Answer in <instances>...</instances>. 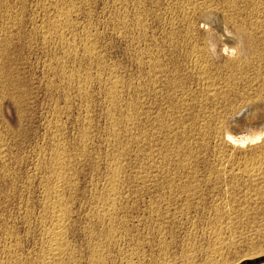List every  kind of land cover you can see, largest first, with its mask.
Masks as SVG:
<instances>
[{
  "label": "rangeland",
  "instance_id": "374dc122",
  "mask_svg": "<svg viewBox=\"0 0 264 264\" xmlns=\"http://www.w3.org/2000/svg\"><path fill=\"white\" fill-rule=\"evenodd\" d=\"M1 1L2 0H0V2ZM4 1H2L3 3L1 2L2 5L0 4V29H2L0 32V36L3 34L0 38V39H2V40H0V50H1L0 51V59H1L0 60V79H1L0 80V89H1L0 90V93H1L0 94V157H1L0 158V264H56L58 261H60V262H58V264L59 263L65 264L66 259L69 261L74 256H75L74 259L69 261L70 263L67 262V260H66V263H68V264H264V193H263L264 192V189H263L264 188V181H263L264 180V169H263L264 168V155L259 156L258 152L261 151V149L257 150V149H259L260 145H262V144L260 143V144L254 145L253 147L250 145L249 146L246 145L245 147H242V148L241 147L239 148L237 146H235V148H234V146H231V145H229L231 147H229V146L223 147V145L220 144V142L215 138L213 132H210L213 128L212 126H215V123H216L212 120V118L213 119L215 118V114H214L212 108L209 106L212 104V102L208 99H207V101H205L206 98L201 97L200 85L197 84L196 81H194L195 79L191 78L193 80L192 81V80H190V77L187 76L189 74L188 71L187 72L185 71L186 70L185 67H187L186 66L187 64L182 61L183 57H184V52L181 51V53H180L178 51L179 54H176V53H178L177 51L175 53L174 52L171 53L172 52L170 49L171 45L166 47V45H168V43H170V42H168V36L171 34L170 33L171 31H173V33L177 31V33L174 35L175 37H178V38H175L177 43H178V41L182 43V41H180V39H182V38H183L182 39L183 41L185 40V38L187 39V34H185L188 32L187 26L183 25L182 21H184L189 16H193V19L196 22L195 27H197V28L193 27V28H195V33H192V36H193V38L194 37L196 38V39L192 38V40H194L193 42H195V41L197 43L200 42L199 43L200 45H203V44L207 45L208 44L207 47L209 49L210 55L211 56H215L214 54L219 55L222 53L223 46H222V43L220 42V40L218 38V35L215 33V31L213 30L212 27H208L206 29V27H202V26H200V24H198V23H200L199 20L201 19V16H202V12H201L202 7L204 5H207V3H208V5H211V4L213 6L215 5V7L221 6L220 9L218 7H217V9L220 10V13L223 10L225 12V15H227V13H229V10H230L229 9L230 6H228V5L233 4V2H234V4L237 6V9L240 11L239 15H243V12H244L243 16H246V18L249 17L250 15H253L251 17H256V16L264 17V15H261V14H264V0H259L262 4L258 0H252V2H251V0H249V1L245 0V1H247L246 2L247 4L244 2V0H239V3L237 2L238 0L237 1L236 0H225V1L224 0H217V1L212 0V2H211V0H123V1L122 0H73V1L68 0L69 2L67 0H61L64 3H62L60 0H54L55 1L54 3L56 4L57 9L59 8V10H61V11H64V9H65V11H67L66 13L70 16V18H72V19H70V21H72V22L69 21L72 26L69 24V29L67 27L64 29L65 26L63 24L62 27L58 28V32L57 31H56L57 33L55 32L56 37L53 36V34H54V32H53L52 36L50 35L51 38L47 37L46 39L38 31H39V27H41L43 25V21L45 20L47 15L54 13V10L52 9V7H50L48 4H46V3H48L49 0H44L46 2H44L43 0H6L7 3L6 2L5 3L7 4V6H6V4H4ZM19 1H20V3H19ZM41 1L44 3H42ZM219 1H220V4H218ZM255 1H256V3H255ZM39 2H40V4H39ZM76 2H77V5H76ZM248 2L249 3L251 2L250 4H252L254 2L255 4H257V6L253 3L252 5H250L251 7H249ZM21 3H23V4L21 5ZM58 3L60 4V7L58 6L59 5ZM225 3L226 4L228 3L227 4L228 7L226 6ZM202 4H204V5H202ZM39 5H41V6L38 7ZM72 5H73V7H72ZM244 5H245V7L243 8ZM2 6L8 7V9L5 8V9H7V10H5ZM22 6H23V8H22ZM74 6H75V8H74ZM260 6H261V8H260ZM12 7H13V9H12ZM70 7H72V8H70ZM223 7H226V8H223ZM17 8H19L18 9L19 11L17 10ZM42 8H44V10ZM194 8L196 10H194ZM258 8H260L261 11ZM9 9H10V11H9ZM22 9H23L24 13L22 12ZM68 9H70V10H68ZM72 9H73V11H72ZM188 9H189V14H187ZM190 9L191 10L193 9L194 11L193 10L191 11ZM16 10L18 11L19 14H16L17 13ZM249 10H250V12H249ZM15 11H16V13H13ZM46 11H47V13L48 12L49 13L47 14ZM76 11H77V13H76ZM258 11H260L259 14H258ZM11 12L14 16L16 14V16L14 17L11 14ZM124 12H126V13H124ZM224 12H223V14H224ZM261 12H263V13H261ZM4 13L6 16H4ZM200 13H201V15H200ZM186 14H187V16H186ZM248 14H250V15H248ZM9 16H10V18L8 19ZM18 16H19V18H18ZM199 17H200V19H199ZM16 18H18V20ZM4 19H7V21ZM22 19H23V23H22ZM19 20L21 21V23L23 25L19 24L20 23ZM30 20H31V23H29ZM33 20H34V23H36L37 25H34ZM38 20L40 23L36 22ZM179 20L180 21L182 20V21L180 22ZM10 21H12L13 23ZM139 21H140V24H138ZM174 21L176 24L175 23L172 24ZM179 22H180V25H179ZM16 23H18L21 26V28H18L19 30L17 29V31L15 29L18 27V25ZM24 24H25V26H24ZM4 25H6V27ZM173 25H175V27ZM7 26H10V29ZM31 26L34 27V29H35V27H36V29L38 28V30L35 29V31H37L36 34H35L34 29L31 28ZM140 26H141V28H140ZM170 26H172L171 27L172 30L170 29ZM182 26L184 28H182ZM22 27L24 29L25 28L26 29L24 30ZM29 27H30V29H29ZM3 28L5 30L8 29L7 32L5 30H3ZM193 28L191 30H194ZM22 29L25 31V33L27 32L26 34L28 36L25 33H22V32H24ZM70 29H71V31H69ZM175 29H176V31H175ZM186 30H187V32H186ZM4 31H5V34H4ZM11 31L12 32L15 31V33L14 32L12 33ZM32 31H34V32H32ZM84 32H86V33L84 34ZM181 32H183V34L185 36H182L180 38V36L183 35ZM58 33H59V35L61 34L60 37L57 35ZM62 33H63V37H61ZM168 33H170V34L168 35ZM178 33H180V35H178ZM22 34H24V37ZM33 34H35V35H33ZM39 34L42 37H40ZM86 34L87 35L90 34V36L88 37ZM176 35H178V36H176ZM6 36H9V38H7ZM15 36H17L20 39H18ZM29 36H32L31 41H29L31 38ZM34 36H37L36 37L37 40L33 39ZM57 36L61 41L57 38ZM84 36H87V37H84ZM3 38L5 39V41L3 40ZM6 38H7V40L9 39V41H12V40L13 41L10 43L6 40ZM13 38H15V40L17 39L18 41L16 40V42H15ZM24 38H25V40L23 41L22 39H24ZM26 38H28V39H26ZM38 38H40V39L38 40ZM42 38L44 40H42ZM48 38L52 41L51 42L52 45L50 44V42H49L50 40ZM64 38L65 39L67 38V39L64 41ZM85 38H86V40H85ZM199 38L201 41L199 40ZM10 39H12V40H10ZM47 39H48V41H46ZM52 39L54 41L55 40L56 41L54 42ZM87 39H88V45H87ZM89 39L90 40L92 39V40L89 41ZM21 40L23 42L26 41L25 45L27 44L28 47H29V45H31L30 48H27V49L24 48L25 45L23 47L24 43L22 44ZM3 41L6 44H4ZM27 41H29V42L27 43ZM32 41H35V43ZM63 41H64V43H61ZM69 41H71V42L73 41L72 45L73 44L75 45V50L72 51L66 47V44L69 43ZM83 41L86 42L85 44H86L88 49L86 48L85 44L82 43ZM92 41H93V45H92ZM13 42H15V43H13ZM18 42H20L18 44V46L20 48L16 45ZM40 42H42V43L40 44ZM53 42H54V45L56 46L54 48H53ZM56 42L58 43V46L56 45ZM163 42L165 44L162 45ZM1 43H3L2 44L3 46H1ZM44 43H45V48H44V45H42ZM48 43L52 47L48 46ZM213 43L215 45H217L215 50H212L213 48L211 47V44H213ZM10 44H11V46H9ZM14 44H15V46H13ZM64 44H65V48H64ZM69 44H71V43H69ZM27 45H26V47H27ZM61 45L63 46V48ZM89 45H90V47H88ZM4 46L7 48H4ZM59 46H61V47H59ZM161 46H163V47H161ZM164 46L167 48V50L165 49ZM1 47L4 48L3 49L4 51L1 49ZM57 47H58V49H57ZM76 47H79V48H76ZM157 47L160 50H158ZM21 48H23L24 50ZM161 49L163 52H161ZM9 50H11V51H9ZM14 50H16V51H14ZM5 51L7 52V54L9 53V57ZM88 51L94 52V55L97 57H95L94 55L90 56V54H88L89 53ZM164 51H165V53H164ZM168 51H170L169 52L170 55L167 54ZM1 52H2V54H1ZM68 52H71V53L68 54ZM158 52L160 53V55H162V54L163 55L160 56ZM96 53H98V54L96 55ZM155 54L159 56V59L161 58L160 61L162 63L165 62V63H167V65L169 62H172L174 57L177 59L178 58L180 59V60L178 59L180 61V64L183 63V65L181 64L182 66H180V67H183L185 69L182 70L183 68L180 69L178 67L179 71H176L177 73L176 72L173 73V75L175 74L174 76H176V77L178 76L177 78H180V79L184 78V76H186L184 79V82L181 84L182 86H180V88H178V91H177V89L172 90L168 86V84L166 82V78H164V81H163L162 80L163 77H160V75H158L156 77L154 76L156 74L154 73V71H152V68L150 65L151 64L150 59H152V56ZM72 55H73V57H72ZM86 55H88V56H86ZM173 55H175V56H173ZM177 55H178V57H177ZM1 56H2V58H1ZM75 56H76V58H74ZM181 56H182V58H181ZM84 57L87 59H85ZM91 57L93 58L92 60H91ZM94 57L96 58V60H98V62L96 60H95L96 62L94 61V59H95ZM3 58H6V59H3ZM164 58H165V60H164ZM166 58L169 60H167ZM59 60H60V62H59ZM89 60H91V61L89 62ZM162 60H164V62ZM7 61H10L9 64ZM142 61H144V63H142ZM227 61H228V57H227V55H224V54H221V58L217 59V61H216V65L219 66V69L214 70V73H215V76L217 75L216 78L218 79V81L220 83L224 82V78L226 79V77L228 78L229 76L232 77L230 75L229 70H227V68L225 67V64L227 63ZM63 62L67 68L64 67ZM99 62H100V65H99ZM55 63H57V65L59 64L58 66L60 68ZM137 63H139V65ZM141 64H142V66H141ZM184 64H186V65H184ZM4 65L6 67H4ZM144 67H146V68H144ZM1 68H5V69H1ZM7 68H8V70L10 69L9 71H11L12 74L8 70H6ZM2 70L4 71V73H6V71H8L7 73H9V74L6 73L8 76L6 74H5L6 75L5 76L3 74ZM85 70L87 71V74H86ZM150 70H151V72H150ZM181 70L183 72H181ZM90 71H91V73H90ZM67 72H69L70 74ZM142 72H144V73H142ZM184 72H186V73H184ZM74 73H75L76 77L74 76ZM149 73H151L152 75ZM63 74L65 76H63ZM85 74L90 75V76H88L89 78L87 76H84V78L87 77L84 79L83 75H85ZM245 74L249 75V76H245V77H247L246 79L249 80V79H251L249 77H252L254 72H252V69H247ZM1 75H3L2 78H1ZM11 75H12L13 79H12ZM149 75H150V77H149ZM167 75L171 76L170 79L172 78L171 73L166 74V76ZM262 75L264 76L263 73H262ZM4 76L7 77V78H5L6 80L3 78ZM263 76H262V78H263ZM9 77H10V79H9ZM60 77H61V80L63 79L62 81H60ZM144 77H146L147 79ZM237 77H238V79H237ZM237 77H235V82H234L235 88L229 87V89H227L228 90V92H227L228 96L226 97L227 99L224 98V100L222 99V101H221L222 104H220V106H223V110H225V108H224L225 106H232L234 108H235V106L240 107V106H238V103L243 102L242 100H243V98H246V96H247V98H250V96H252V98H254L253 100L259 99V97H262L261 99H264V96H263L264 95V91H263L264 90V88H263L264 87L263 86L264 78H263V80L262 79L260 80V81H262V83L260 81L258 83V81H257L256 82L257 84H255V82H254L255 87H254V85H252L251 86L252 88H251V87H249L250 84L248 86H246L247 85L246 80H244L243 78H240V76H237ZM68 78H69V80H68ZM3 79L5 82L2 81ZM82 79H83V82H81ZM87 79H90V80L88 81ZM7 80H9V81H7ZM10 80H11V82H10ZM160 80H162V82H164L165 84L163 83V85L162 84L160 85V83H161V82L159 83ZM186 80L191 81L192 84ZM6 81L10 82V84L7 85ZM67 81L68 82L70 81L69 82L70 84ZM111 81L112 82L114 81L115 84L112 83ZM80 82L82 84H80ZM146 82L149 86L145 85ZM151 82H153V83H151ZM154 82L155 83L158 82V84L157 83L155 84ZM240 82H241V84H240ZM13 83L15 85H13ZM112 84L114 87L112 86ZM184 84H185V87H184ZM189 84H190V86H189ZM221 84H223V83H221ZM80 85H82V86H80ZM88 85H89V87H88ZM138 85H139V87H138ZM153 85H154V87H153ZM261 85H262V88H261ZM12 86H13V89L8 88V87H12ZM110 86L112 89L109 88ZM135 86H136V89H135ZM160 86H162V87L164 86V87L162 88ZM186 86L187 87L189 86L188 87L189 90L187 89ZM192 86L194 88H191ZM224 86L226 87L225 84H224ZM258 86H260V87H258ZM143 87L145 89H147V91ZM147 87H150V88L148 89ZM151 87L153 89H151ZM158 87H160L161 90L163 89V91L164 90L166 91V92L164 91L165 93L162 91L164 93V96L166 95L165 96L166 98L163 96V93L161 94V90H159ZM181 87L183 89L185 88L183 91L188 90L187 91L188 93L182 92ZM247 87L249 90L247 89ZM256 87H257V89H256ZM156 89H158V90L156 91ZM169 89H171V90H169ZM179 89H181V93L183 95L179 94V92H180ZM194 89L196 91H194ZM10 90L13 91L12 92L13 96L11 95ZM106 90L108 91L107 94L105 92ZM134 90H136V91H134ZM148 90H149V92H148ZM150 90H152L153 93L156 92L154 94V96H152L153 93L150 92ZM254 90H255V92H254ZM6 91H8L9 93ZM83 91H85V94ZM110 91H114L115 96L114 95L113 96L108 95ZM192 91H194V92H192ZM245 91L247 92L246 96L244 95V94H246ZM260 91H262L263 93H261ZM169 92H171L170 95H169ZM137 93L138 94L140 93V94L138 95ZM260 93L262 94V96ZM104 94L107 95V98L105 97ZM171 94H173V95L171 96ZM174 94L176 95V97H174L175 96ZM177 94H179V95H177ZM185 94H189V95H185ZM254 94L257 96L255 97ZM117 95H118V97H117ZM140 95H142V98L140 97ZM181 95L183 97L188 96V98L185 97L186 98L185 99ZM238 95H241V96H239V97H241L240 99H239ZM156 96L157 97L162 96L160 98V101H159V98L157 99ZM189 96H190V98H189ZM195 96L197 99L195 98ZM150 97H152V98H150ZM200 97H201V99H200ZM162 98H163V100H162ZM173 98H174V100L172 101ZM176 98L178 100H176ZM252 98H250V99H252ZM107 99H108V101H107ZM115 99L118 100V102ZM136 100H137V102H136ZM166 100H167V102L163 103ZM168 100L170 103H168ZM183 100L185 101V103ZM192 100H194V102ZM154 101L157 102L158 104L155 103ZM177 101H180V102H177ZM199 101H200L201 105H199V103H198ZM208 101L211 103H209ZM15 102L16 103L19 102L18 103L19 106H18V104L16 105ZM107 102L108 103L110 102V103L108 104ZM159 102L161 105H159ZM203 102H204V104H203ZM207 102L209 104L208 106L206 104ZM134 103H137V104L140 103V104L135 106ZM141 103H142V105L144 104V108L141 105ZM179 103H182V104H180V105H182L181 107H180V105H178ZM191 103L192 104L194 103L195 107L194 106L192 107ZM196 103L198 104L197 106H196ZM163 104L164 105L166 104L165 108H162V106H164ZM183 104H185V105L183 106ZM108 105H110L111 107H109ZM173 105H175V107ZM187 105H191L190 107H192V108L189 109V106H187ZM137 106L142 107V108H140L141 111L143 109H145V107L146 108L148 107V108H147V110H143L141 113L137 114L136 113V109H137L136 107ZM169 106L171 109H169ZM171 106L175 109V111ZM200 106L202 108H200ZM182 107H184V108L187 107L190 110V112H189V110H187V108L184 109ZM207 107H208V111H207ZM110 108H112V111L114 113L110 112L111 111ZM116 108H118V109H116ZM158 108H162V109H158ZM166 108H168L167 109L168 113H167V111L165 112ZM203 108H204V110H202ZM114 109H116V111ZM154 109H155V112H153ZM178 109L181 111L179 112ZM170 110L174 111L175 113L173 114V112ZM182 110H183V112H184V110H186L187 112L185 111L183 113ZM211 110H212V112H211ZM150 111L153 112V114L150 113ZM161 111H163L164 114H161L162 113ZM158 112H160V113H158ZM178 112H179V114H178ZM188 112H189V114H188ZM223 112H225V111H223ZM211 113H212V115H211ZM113 114L114 115L116 114L115 120L117 123L122 121V123H119V126H117V123H115V121H113V119H114V118H112V117H114ZM132 114L134 115V118H133ZM140 114L144 115V116H141L142 118L143 117L147 118L146 116L149 114V116L147 118L148 120L147 119L144 120V119L140 118L139 117ZM154 114H157L158 116L157 115L154 116ZM175 114L177 116H175ZM200 114L202 115V117L200 116ZM107 115H108V117H107ZM128 115H129V117L132 116V117H130L131 122L136 124L137 127L136 126H134L135 128L132 127L133 124L129 121L130 119L128 121L126 120V119H128V117H127ZM161 115L163 117L168 118V120L166 118L163 119V117L161 118ZM181 115H182V117H181ZM223 115H224V113H223ZM116 116H118V117H116ZM135 116L140 118L141 122H139L140 119L138 120ZM154 117L155 118L159 117L161 119L158 118L159 120L158 119L154 120ZM169 117L172 119V121ZM180 117L182 119H180ZM210 117H211V119H210ZM118 120H120V121L118 122ZM132 120L135 122H133ZM156 120H158V121H156ZM161 120L164 122L162 123ZM180 120H183L184 122L180 121ZM87 121H89L90 123L89 122L87 123ZM144 121H146L147 123H150V125L147 127L146 122L144 123ZM153 121L154 122L156 121V123H158V124L160 121L161 122L158 126H156L157 124H155ZM179 121H180V123H177ZM165 122H167L168 124H166ZM172 122H173V125H171ZM140 123H142L141 126H140ZM169 123L171 126L169 125ZM57 124L58 125L60 124V126H57ZM110 124H112V125H110ZM129 124H131L130 128H129ZM176 124H177V126H176ZM178 124L179 125L181 124L180 125L181 127ZM90 125H91V127H89ZM144 125H145V127L142 128V126H144ZM182 125L183 126L185 125V126L182 127ZM54 126L57 127L58 130ZM85 126L88 129H86ZM124 126H125V130L123 128ZM163 126H165V127H163ZM174 126L176 127V128H174L175 130L173 129ZM206 126H207V128H206ZM111 127H113L114 130ZM116 127L119 129H117ZM158 127H160V128H158ZM210 127H212V128H210ZM131 128L132 129L134 128L132 131L133 133L131 134L133 137L128 135V133H131V132H129L132 130ZM169 128H171V129H169ZM180 128L182 130L181 132H179ZM135 129L137 131H135ZM141 129L143 131V136L141 135V137H142V139H144V140H142L144 142L142 145H137L138 143L137 142L135 143L136 139L138 138L136 136V134L137 135L140 134L142 131H139V130H141ZM164 129H167V130H165V132H164ZM202 129L205 131H203ZM83 130H84V132H83ZM148 130L149 131L153 130L155 132H149ZM177 130H179V131H177ZM88 131L90 134L88 133ZM114 131H115V134H113ZM126 131L128 133H126ZM144 131H145V133L149 132L146 135L148 137L145 136ZM156 131L159 133H156ZM174 131H177V132L175 133ZM86 132H87L86 135H88L87 137L85 135ZM117 132H119V133H117ZM120 132H124V133H120ZM166 132H168V133H166ZM116 134H118L120 136V138ZM133 134H135V135H133ZM155 134H156V136H155ZM176 134L178 136H180V138H178V136ZM182 134H184V135L182 136ZM149 135H150V138H149ZM158 135H160V136H158ZM165 135H166L168 140L166 139V137H164ZM55 136H57V138ZM111 136L115 140H113V138ZM134 136H135V139H134ZM174 136H175V138H174ZM206 136H209L210 139ZM83 137L85 140H87L86 142L83 139ZM109 137H110V139H108ZM155 137L157 139H155ZM111 138H112V140H111ZM127 138H128V140H127ZM129 138H133V140H135V141H130L132 139L129 140ZM145 138H147L146 139L147 141H145ZM163 138H165V139H163ZM158 139H160V140H158ZM206 139H208L209 141ZM214 139L217 140V142L216 141L214 142ZM117 140H118V143H116ZM119 140L122 142L120 143ZM161 140H162V142H161ZM164 140H166L167 142L166 141L164 142ZM171 140H174V141L172 142ZM177 140H181V141H179V143H178ZM56 141H58V142H56ZM109 141H110V143H109ZM129 141L132 143H130ZM205 141H207L209 143L207 144V142H205ZM112 142L114 145L116 144L115 145L116 148L114 147V145H112ZM149 142H151L150 144L152 145V147H151V145L148 144ZM168 142H170V146L167 144ZM175 142L177 143V145ZM185 142H187V143H185ZM84 143L86 145H84ZM123 143L125 144V146H123ZM126 143H127V145H126ZM128 143H130L129 144L130 147L128 146ZM133 143H134V145L131 148V145ZM157 143L159 144L158 146H156ZM174 143H175V145H174ZM117 144L118 145L120 144L119 148H118ZM135 144H136V146H135ZM166 144L169 147H167ZM121 145H122V147L126 148V150L124 148H122ZM160 145H162V146H160ZM188 145H190L189 147H190L191 151L189 150ZM191 145H192V147L193 146L194 147L192 148ZM258 145H259V147H258ZM60 146H61V148H59ZM127 146H128V148H127ZM137 146L144 148V149L140 148L141 153H140V149ZM185 146H187V147H185ZM203 146H204V148H203ZM218 146H219V148L220 147L221 148L219 149ZM120 147L122 148V150ZM153 147L155 150L153 149ZM157 147L159 148L158 150H156ZM166 147H167V150H166ZM172 147H174V149H172ZM175 147H176V149H175ZM147 148H149V149H147ZM162 148L165 150H162ZM168 148H170V149L168 150ZM184 148L187 150L184 151L185 150ZM194 148H196V149H194ZM231 148H232V151H230ZM61 149L65 150L66 152L65 151L63 152ZM116 149L119 152L115 151ZM180 149H181V151H179ZM198 149H199V151H198ZM200 149H204V150H200ZM124 150L126 151V154L124 153L125 152ZM142 150H147V151H142ZM196 150L198 151V153ZM262 150L264 152V149H262ZM122 151H123V155L121 157L120 154H122ZM148 151H149V153H148ZM192 151L194 152V154L196 153V156H194V155L192 156V154H193V153H191ZM249 151L251 152V154ZM62 152L66 153L65 155H67V156H65ZM127 152L132 153V154L130 153L132 155V156L130 155V158L133 157L132 158L133 160L128 158L129 153H127ZM157 152H159V153H157ZM172 152H173L174 156L172 155ZM177 152H179V153H177ZM199 152H201L200 155H197V154H199ZM255 152L257 153V155ZM57 153L58 154L61 153V154L58 155ZM113 153L115 155H113ZM142 153H144V154H142ZM153 153H155V154H153ZM180 153H181V155H180ZM220 153H221V155H220ZM133 154H137V156L133 155ZM146 154L148 156L150 155L149 156L150 159L148 156H146ZM175 154H176V156H175ZM177 154L179 155L178 157H177ZM53 155H55L59 159L55 158V156H53ZM111 155H112V157H111ZM138 155H140L139 158H138ZM151 155L153 158L151 157ZM59 156H61V157H59ZM62 156L65 158V160H64V158H62ZM84 156L86 158H84ZM161 156H163L164 158ZM166 156H170V157H166ZM191 156H192V159H194V160L191 159ZM197 156L200 158V159L198 158L199 160L196 159ZM120 157H121V159H120ZM124 157L125 158L127 157L126 161H125ZM134 157L138 158V160H137L138 162L134 161V159H135ZM143 157H145V161H147V160L149 161L146 163L147 165L145 163L143 164V162H145V161H143L144 160ZM165 157L168 158L169 160L165 159ZM174 157H176V159ZM218 157H219V159H218ZM227 157H229V160ZM230 157H231V161H230ZM258 157H261V158L259 159ZM60 158H61V160H60ZM113 158L119 159V161H118L120 164L119 167H118L117 160H115ZM122 158L124 159L125 162H127L128 160L130 162L128 161L126 164H124L125 162H122V160H123ZM171 158H172V160H171ZM220 158L223 159V165H222V160ZM244 158H246V159H244ZM51 159H55L56 161L54 160L55 161L54 162ZM69 159L71 161L73 160V163L70 162V164H69V161H70ZM112 160H113V162L116 161V163H112ZM165 160H166V162H165ZM216 160L218 162L219 161L220 162L218 163ZM246 160H248V161H246ZM63 161H64L66 167L64 166ZM193 161L194 162L196 161L197 163L196 162L194 163ZM210 161H211V163H210ZM260 161H262V162H260ZM53 162H54V164H53ZM139 162H141V163H139ZM150 162H153V163H150ZM161 162H163V163H161ZM167 162L171 163L172 166L170 164L168 165ZM226 162H227V165H226ZM257 162H260L258 164L261 165V168H260V165L257 164ZM5 163H6V165H5ZM135 163H138L136 165V167H135ZM158 163H161V165H159ZM183 163L185 164V166ZM250 163H251V165H249ZM93 164H97V169H96V165H93ZM114 164H115V166H114ZM151 164L154 167L150 166ZM191 164H193L194 166ZM262 164H263V166H262ZM69 165H70V167H69ZM140 165H141V167L143 166L142 167L143 169H141ZM145 165L147 166V168ZM156 165L157 166L159 165L158 168H160V169L156 168V170H155V167H157ZM61 166H63V168L65 167V169H63ZM106 167H108V168H106ZM109 167H111V168L109 169ZM116 167L119 170V172H121L122 168H123V171L120 174L121 175L120 176L121 181L119 180V184L121 183V185L118 184V186H117L119 188V189H117V194H118L117 198H119V199H117V201H120V198H121V199L125 200L126 202L125 201L123 202V200H121V202H123L122 204H121V202L116 203V206H115L114 211H113V212H115V214L112 212L113 217H115V218H113V221H111V223H110V221L108 222L107 219L102 218L101 219L102 221H101L98 218L99 216L103 217V215H105L104 210L100 209L98 207L103 206V204H100V202L102 201V198H107L109 195V192H107V191H109V190H107V189H109V184H108L109 182H106V181H108L109 178L111 179V176H112L111 170H113V168H116ZM134 167L136 169H138L136 171V173H135ZM246 167H247V169H246ZM254 167H256V168H254ZM169 168H170V170H168ZM250 168H251V170H249ZM107 169H108V171L110 170L108 173H107ZM157 169L159 170V172ZM174 169L176 171H174ZM222 169H224V170L222 171ZM255 169H256V171L259 170L258 173H259L260 177H263V179L259 178L258 181L256 180L257 183L255 182V179L252 178V180H253L252 182L250 179L251 175L253 174ZM260 169H262V170H260ZM58 170H60V173ZM66 170H67V172H66ZM148 170L150 172L151 171L152 172L150 173ZM153 170L155 172L157 171V173L155 174V172ZM167 170L169 172H167ZM252 170H254V171H252ZM170 171H173V172H170ZM260 171H262L263 174ZM52 172H53V174L54 173L55 174L52 175ZM61 172H62V175L64 174V172L68 173L66 175H63L64 177L66 176L65 177L66 180L64 179V181H63V183L65 184V185L64 184L63 185L65 187L64 186L63 187L67 189V186H69V188H71L72 190L68 189V190L64 191V188H63L62 192L64 193V195L62 193V198H63L64 205L66 204L65 208L70 207V209L68 208V211L70 212L73 210L71 212L73 214L70 215L71 213L68 212L69 215H68V213H67V215H65L66 219H65L64 232L68 231L67 234L64 233L65 234L64 236H66L64 238H65V240H67V242L65 241L66 243L64 246V248L67 246L65 248V252H67V253H65V255L66 254L67 255L66 256L64 255L65 257L63 256L65 260H62L63 259V257H62L61 259H57L58 261L51 259L52 262H51V260L49 262L47 260L50 258V257H48L49 253H50V248L47 245L48 241H46V240H48L47 236H48V233L50 231V228L52 227L51 224L52 225L54 224L55 217L50 215V213L46 210L45 207L47 206L48 203H50V201L47 199V195H48V193H50L49 191H51V188H52V186H50V185L55 181L54 179L56 178V175L58 173L61 174ZM143 172L145 175L142 174ZM161 172H163V174ZM176 172H179V173L177 174ZM125 173H126V175H125ZM160 173H161V175H160ZM168 173H170V174H168ZM109 174H111V175H109ZM135 174L138 175V177L135 176ZM146 174H147V176H146ZM158 174L160 176H158ZM173 174H175L176 176ZM215 174H216V176H215ZM247 174L248 175L251 174V175L248 176ZM67 175H69V176H67ZM122 175H123V177H122ZM139 175H141V176H139ZM148 175H150V177ZM153 175H155L156 178L158 176V178L156 179ZM167 175H171V178H170V176L168 178ZM217 175L219 177H217ZM221 175H222V177H221ZM71 176H74V178ZM125 177L126 178L130 177L128 179L129 181ZM136 177L138 179H135ZM159 177L161 179L166 178L167 180L165 179V180L160 181L161 179ZM174 177L177 178V179H174L176 181L173 180ZM67 178H69V179H67ZM148 178H151V179H148ZM152 178H155V179H152ZM52 179H53V182H52ZM70 179H72V181ZM110 179H109V181H110ZM248 179L250 180V182ZM50 180H51V182H50ZM132 180H134V181L132 182ZM136 180H138V181H136ZM147 180H149L150 182ZM172 180L175 182V184ZM46 181H48V182H46ZM67 181H69V182L66 183ZM151 181L155 184H153ZM261 181H262V185H261ZM126 182H129L131 187ZM47 183H49L50 185ZM123 183H125V184H123ZM136 183H137V185H135ZM146 183L153 186L154 190L152 189V187L150 185L149 186L146 185ZM172 183L174 185H172ZM182 183H183V185H182ZM254 183L256 184V186L254 185ZM126 184L129 186V189H126V188H128V186ZM176 184H178V186ZM185 184H186V187H185ZM257 184L258 185L260 184V186H258ZM144 185L146 186V188L148 190L145 188ZM158 185H160V186H158ZM162 185L164 186V189L167 186L165 190L162 189L163 188ZM190 185L191 186L194 185V187L196 189L193 186H192L193 188L190 187ZM107 186H108V188H107ZM140 186H142L143 188ZM158 187L160 190L157 189ZM170 187H171V189H170ZM174 187H176L175 191H173ZM48 188H50V189H48ZM102 188H104V189H102ZM132 188H133V190H131ZM135 188H136V190H135ZM137 188L139 191L137 190ZM182 188H184V189H182ZM141 189H143V191ZM69 190H70V192H69ZM97 190H104V191H97ZM126 190H127V192L124 193V191H126ZM150 190L152 192H149ZM170 190L172 191V193ZM94 191L95 192L97 191L98 195ZM189 191H191V192H189ZM253 191H254V194H253ZM259 191H260V193H259ZM101 192H103L104 194H102ZM128 192H132L133 194L128 193ZM163 192H165V194L167 195L166 197H165V194H161V196H160V193H163ZM187 192L190 194V197H188L189 194ZM92 193L94 196L92 195ZM122 193H124V195H121V197H120L119 195ZM126 193H127V195L125 196ZM137 193H139L141 195H139ZM99 194L103 195V196H100ZM142 194H143V196H142ZM169 194L172 196H170ZM95 195H97V196H95ZM155 195H156V200H154ZM152 196H154V197L152 198ZM125 197H127V198H125ZM99 198H100V200H99ZM157 198H159L158 200L161 199L160 200L161 202L158 201ZM251 199H253V200H251ZM68 201H69V203H68ZM93 201H95V202H93ZM98 201H100L99 204H98ZM65 202H67V203H65ZM128 202H130V203H128ZM92 204H94V206H92ZM119 204H120V208L118 209L117 207H119L118 206ZM124 204L126 207L124 206ZM67 205H68V207H67ZM70 205H72V206H70ZM133 205L136 207H134ZM127 208L129 211L127 210ZM129 208H131V210H132L131 212H130ZM121 209L122 210L125 209V210L122 211ZM122 212L123 213L125 212V213L123 214ZM247 212H248V214H247ZM46 213H47V215H45ZM94 213H95V215H94ZM125 214H126L128 219L126 218ZM242 214H244V215H242ZM70 216H72V218ZM86 216H87V220L89 219L88 221L90 223H88V221H86V219H85ZM88 216H89V218H88ZM123 216H124V219H123ZM219 216H220V218H219ZM227 218H228V220H227ZM50 219H52L53 221L52 220L50 221ZM72 219L74 221L77 220V222H74ZM120 219H123L124 221H122ZM70 220L73 221L76 225L74 223H71ZM104 220L107 223H103ZM126 220H128L130 222H128ZM230 220H232V221H230ZM118 221L121 224L117 225ZM51 222H53V223H51ZM97 222L101 223L102 226H104V227H98V226H101V224H99V223L97 224ZM68 223H70L72 225H70ZM91 223H92V225H91ZM112 223H114L115 226L111 225ZM66 224H67V226H66ZM93 225L96 228L93 227ZM73 226H74V228H73ZM108 226L113 228V229L115 228V230L112 231L111 228H109ZM117 226H119V227L121 226L120 229ZM122 226H124L125 231L122 230L123 229ZM71 227L73 228L72 230H71ZM66 228H68V229H66ZM104 229H105V231L109 229L111 232L108 230V231H106L107 232L106 233L104 231ZM117 229H119V230H117ZM254 229H257V230H254ZM116 230L119 233L121 232L122 235H120L117 232H114ZM90 231H93V232H90ZM100 231L101 232L104 231V232L101 233ZM96 232H97V234H96ZM124 232H126V234H125L126 236L128 234L127 238L125 237V235L123 236ZM239 233H242V234L239 235ZM89 234H92V235H89ZM99 235L102 237H100ZM111 235H113L114 237ZM241 235H243L242 237H244L245 239L240 238ZM67 236H69V237H67ZM117 236H121V237H117ZM232 236H234V237H232ZM253 236H255V237H253ZM106 237L108 239H106ZM115 237L117 240H115L113 242ZM122 237L126 238V240H124ZM230 237L232 239L234 238L237 240L233 239V241H232V239ZM118 238H119V241H118ZM238 238L240 239L239 241H238ZM121 239H123V240H121ZM224 240H226V241H224ZM45 242H46V244H45ZM227 242H229V243H227ZM233 242H234V244H236L235 246H234ZM68 244H69V246H68ZM47 246H48V248H46ZM218 246H220V247H218ZM222 246H224V247H222ZM69 247H70V249H69ZM218 248H219V250H218ZM70 250H71V252H70ZM70 254L73 256H71ZM215 254H216V257H215ZM218 255H220V256L218 257ZM46 256H47V258H46ZM212 257H213V259H212Z\"/></svg>",
  "mask_w": 264,
  "mask_h": 264
},
{
  "label": "bare ground",
  "instance_id": "6f19581e",
  "mask_svg": "<svg viewBox=\"0 0 264 264\" xmlns=\"http://www.w3.org/2000/svg\"><path fill=\"white\" fill-rule=\"evenodd\" d=\"M2 1H4V0H2ZM1 1V2H2ZM44 1V0H43ZM61 1V0H60ZM68 1V0H67ZM70 1V0H69ZM68 1V2H69ZM73 1V0H72ZM123 1V0H122ZM217 1V0H216ZM225 1V0H224ZM237 1V0H236ZM249 1V0H248ZM259 1V0H258ZM0 2V4L2 5V3ZM6 2V0L4 1V4H6L5 3ZM9 2V1H8ZM42 2V1H41ZM44 2H46V1H44ZM44 2H42V3H44ZM55 1L54 0H49L48 1V3H46V4H48L50 7H52V9L54 10V13L53 14H50V15H47V17L45 18V20L43 21V25L41 26V27H39V33H41V35L46 39L47 37H49V38H51L50 37V35L52 36V34H53V32H54V34H53V36H55L56 37V33L58 32V28L59 27H62V25L64 24V29L67 27L68 29H69V24H70V22H72V21H70V19H72V18H70V16L66 13L67 11H65V9H64V11H61V10H59V8L57 9V7H56V4L54 3ZM57 2V1H56ZM62 2V1H61ZM67 2V3H68ZM75 2V1H74ZM73 2V3H74ZM136 2V1H135ZM211 2H212V0H211ZM222 2V1H221ZM232 2V1H231ZM238 3H239V0L237 1ZM244 2L246 3L247 1H245L244 0ZM251 2H252V0H251ZM250 2V3H251ZM260 2V1H259ZM19 3H20V1H19ZM24 3V2H23ZM23 3H21V5L23 4ZM62 3H64V2H62ZM71 3V2H70ZM69 3V4H70ZM223 3V2H222ZM230 3V2H229ZM249 3V2H248ZM248 4L249 5V7H251L250 5H252V4ZM255 3H256V1H255ZM254 3V4H255ZM261 3V2H260ZM39 4H40V2H39ZM59 4V3H58ZM68 4V5H69ZM217 4V3H216ZM218 4H220V1L218 2ZM226 4V3H225ZM224 4V5H225ZM228 4V3H227ZM227 4H226V6H227ZM243 4V3H242ZM247 4V3H246ZM262 4V3H261ZM9 5V4H8ZM47 5V6H48ZM76 5H77V2H76ZM181 5V4H180ZM185 5V4H184ZM202 5H204V4H202ZM256 6H257V4H255ZM4 6V5H3ZM2 6V7H3ZM6 6H7V4H6ZM10 6V5H9ZM26 6V5H25ZM24 6V7H25ZM41 5H39L38 7H40ZM46 6V5H45ZM59 7H60V4L58 5ZM122 6V5H121ZM176 6V5H175ZM201 6V5H200ZM228 6H230L229 7V13H227V15H225V12L222 10V12L220 13V10H218L217 9V7H215V5L213 6L212 4L211 5H208V3H207V5H204L203 7H202V9H201V12H202V16H201V19H200V17H199V22L200 23H198V24H200V26H202V27H206V29L208 28V27H212L213 28V30L215 31V33L218 35V38H219V40H220V42L222 43V46H223V48H222V53L221 54H224V55H227V57H228V61H227V63L225 64V67L227 68V70H229V72H230V75L232 76V77H226V79L224 78V82H221V83H223V84H221L219 81H218V79L216 78V76H215V73H214V70H217V69H219V66L218 65H216V61H217V59H219V58H221V54H219V55H216V54H214L215 56H211L210 55V53H209V49H208V47H207V45H205V44H203V45H200L199 43H197L196 41L195 42H193L194 40H192V38H193V36H192V33H195V28H197V27H195V25H196V22L194 21V19H193V16H189V17H187L184 21H182L183 22V25H185V26H187V30H188V32H187V30H186V32L187 33H185V34H187V39L185 38V40L183 41L182 39H180V41H182V43L181 42H179L178 41V43L176 42V39L175 38H178V37H175L174 35L177 33V31H176V29H175V31L176 32H174L173 33V31H171L170 33H168V42H170V43H168L167 41V43H168V45H166V47L167 46H169V45H171L170 47V49H171V53H175L176 51L178 52H180L181 53V51H183L184 52V57H183V62H185L186 64H184V65H186L187 67H185L186 68V72L188 71V75L187 76H189L190 77V80H192L191 78H193V79H195L194 81H196L197 82V84H199L200 85V90H201V97H203V98H206V100L205 101H207V99L208 100H210L211 102H212V104L211 105H209L208 104V102L206 103L207 104V106L209 105L211 108H212V110H213V112H214V114H215V118L213 119L212 118V120L214 121V122H216L215 123V126H212V127H210V128H212V130L210 131V132H213V134H214V136H215V138L220 142V144H222L223 145V147L224 146H229V145H231V146H234V148H235V146H237V147H245L246 145H250V146H254V145H257V144H262V145H260V147H259V145H258V147H259V149H257V150H260L261 149V151H259L258 152V155L259 156H263L264 155V152H263V150L262 149H264V99H261L262 97H259V99H256V100H253L254 98H252V96H250V98H252V99H250V98H247V92H246V94H244L245 96H246V98H243V102H241V103H238V106H240V107H236L235 105V108L234 107H232V106H225L224 108H225V110H223V106H220V104H222V99L224 100V98H226L228 95V90L227 89H229V87H232V88H235V77H237V76H240V78H243L244 80H246L247 81V85L246 86H248L249 84H250V86L249 87H251L252 85H254V82H255V84H257L256 82L258 81V83H259V81L262 79L263 80V78H264V76L262 75V73L264 74V17H258V16H256V17H251V16H253V15H250V14H248V15H250L249 17H247L246 18V16H243L244 15V12H243V15H239V10L237 9V6L234 4V2H233V4H229ZM227 6V7H228ZM263 6V5H262ZM21 7V6H20ZM19 7V8H20ZM44 7V6H43ZM72 7H73V5H72ZM72 7H70V8H72ZM221 7V6H220ZM220 7H218L219 9H220ZM245 7V5L243 6V8ZM253 7V6H252ZM255 7V6H254ZM4 9L5 8H7L8 9V7H3ZM10 8V7H9ZM15 8V7H14ZM19 8H17V10L19 9ZM22 8H23V6H22ZM49 8V7H48ZM67 8V7H66ZM74 8H75V6H74ZM138 8V7H137ZM177 8V7H176ZM185 8V7H184ZM188 8V7H187ZM186 8V9H187ZM197 8V7H196ZM223 8H226V7H223ZM242 8V9H243ZM260 8H261V6H260ZM260 8H258V9H260ZM7 9H5V10H7ZM12 9H13V7H12ZM25 9V8H24ZM41 9V8H40ZM43 10H44V8H42ZM51 9V8H50ZM63 9V8H62ZM199 9V8H198ZM251 9V8H250ZM255 9V8H254ZM16 10V11H17ZM46 10V9H45ZM67 10V9H66ZM68 10H70V9H68ZM173 10V9H172ZM191 10V9H190ZM193 10V9H192ZM191 10V11H192ZM194 10H196L195 8H194ZM193 10V11H194ZM244 10V9H243ZM247 10V9H246ZM245 10V11H246ZM252 10V9H251ZM256 10V9H255ZM9 11H10V9H9ZM8 11V12H9ZM16 11L15 12H13V13H16ZM19 11V10H18ZM18 11H17V13L16 14H19L18 13ZM25 11V10H24ZM72 11H73V9H72ZM138 11V10H137ZM187 11V10H186ZM260 11H261V9H260ZM260 11H258V14H259V12ZM263 11V10H262ZM22 12H23V9H22ZM185 12V11H184ZM223 12H224V14H223ZM231 12V13H230ZM241 12V13H242ZM248 12V11H247ZM249 12H250V10H249ZM248 12V13H249ZM253 12V11H252ZM255 12V11H254ZM3 13V12H2ZM6 13V12H5ZM5 13H4V16H6L5 15ZM24 13V12H23ZM38 13V12H37ZM44 13V12H43ZM46 13H47V11H46ZM49 13V12H48ZM47 13V14H48ZM76 13H77V11H76ZM124 13H126V12H124ZM139 13V12H138ZM191 13V12H190ZM195 13V12H194ZM240 13V14H241ZM261 13H263V12H261ZM260 13V14H261ZM10 14V13H9ZM11 14H12V12H11ZM16 14H15V16H16ZM21 14V13H20ZM45 14V13H44ZM149 14V13H148ZM184 14V13H183ZM182 14V15H183ZM187 14H189V9H188V13ZM187 14H186V16H187ZM193 14V13H192ZM196 14V13H195ZM13 15V14H12ZM11 15V16H12ZM38 15V14H37ZM73 15V14H72ZM71 15V16H72ZM75 15V14H74ZM150 15V14H149ZM181 15V16H182ZM200 15H201V13H200ZM225 15V16H224ZM261 15H264V14H261ZM14 16V15H13ZM14 16V17H15ZM143 16V15H142ZM196 16V15H195ZM255 16V15H254ZM40 17V16H39ZM38 17V18H39ZM144 17V16H143ZM197 17V16H196ZM6 18V17H5ZM10 18V16L8 17V19ZM18 18H19V16H18ZM18 18H16L17 20H18ZM126 18V17H125ZM139 18V17H138ZM198 18V17H197ZM15 19V18H14ZM21 19V18H20ZM34 19V18H33ZM36 19V18H35ZM129 19V18H128ZM141 19V18H140ZM4 20H6L7 21V19H4ZM11 20V19H10ZM124 20V19H123ZM136 20V19H135ZM5 21V22H6ZM20 21V20H19ZM70 21V22H69ZM122 21V20H121ZM126 21V20H125ZM180 21V20H179ZM180 21V22H181ZM10 22H12V21H10ZM16 22V21H15ZM27 22V21H26ZM37 23L39 22V20L38 21H36ZM180 22H179V25H180ZM13 23V22H12ZM22 23H23V19H22ZM21 23V21H20V25L22 24ZM28 23V22H27ZM26 23V24H27ZM29 23H31V20H30V22ZM28 23V24H29ZM33 23H34V20H33ZM40 23V22H39ZM42 23V22H41ZM125 23V22H124ZM136 23V22H135ZM175 23V21L172 23V24H174ZM17 25H18V27L17 28H15L16 29V31H17V29L18 28H21V26L18 24V23H16ZM74 24V23H73ZM128 24V23H127ZM137 24V23H136ZM138 24H140V21H139V23ZM142 24V23H141ZM171 24V25H172ZM176 24V23H175ZM9 25V24H8ZM13 25V24H12ZM11 25V26H12ZM23 25V24H22ZM34 25H37L36 23H34ZM41 25V24H40ZM61 25V26H60ZM71 25V24H70ZM2 26V25H1ZM5 27H6V25H4ZM16 26V25H15ZM24 26H25V24H24ZM72 26V25H71ZM126 26V25H125ZM143 26V25H142ZM146 26V25H145ZM174 27H175V25H173ZM7 27H9V29H10V26H7ZM13 27V26H12ZM11 27V28H12ZM74 27V26H73ZM172 26H170V29L172 30V28H171ZM173 27V28H174ZM178 27V26H177ZM176 27V28H177ZM193 27H195V28H193ZM23 28V27H22ZM31 28H33L34 29V27H32L31 26ZM140 28H141V26H140ZM179 28V27H178ZM177 28V29H178ZM182 28H184L183 26H182ZM194 29V30H191V29ZM211 28V29H212ZM14 29V28H13ZM24 29V28H23ZM22 29V30H23ZM26 29V28H25ZM24 29V30H25ZM29 29H30V27H29ZM35 29H36V27H35ZM35 29H34V31H35ZM124 29V28H123ZM126 29V28H125ZM181 29V28H180ZM200 29V28H199ZM205 29V30H206ZM1 30L2 29H0V32H1ZM3 30H5L4 28H3ZM8 30V29H7ZM7 30H5L6 32H7ZM19 30V29H18ZM23 30V31H24ZM32 30V29H31ZM30 30V31H31ZM36 30H38V28L36 29ZM60 30V29H59ZM63 30V29H62ZM61 30V31H62ZM145 30V29H144ZM179 30V29H178ZM197 30V29H196ZM209 30V29H208ZM5 31H4V34H5ZM21 31V30H20ZM19 31V32H20ZM34 31H32V32H34ZM57 31V32H56ZM69 31H71V29L69 30ZM87 31V30H86ZM90 31V30H89ZM193 31V32H192ZM198 31V30H197ZM12 32V31H11ZM14 33H15V31H13ZM12 32V33H13ZM36 32L37 31H35V34H36ZM56 32V33H55ZM73 32V31H72ZM184 32V31H183ZM183 32H181L182 34H183ZM22 33H25V31L24 32H22ZM27 33V32H26ZM25 33V34H26ZM29 33V32H28ZM61 33V32H60ZM86 32H84V34H85ZM142 33V32H141ZM198 33V32H197ZM211 33V32H210ZM2 34V33H1ZM31 34V33H30ZM29 34V35H30ZM35 34H33V35H35ZM65 34V33H64ZM68 34V33H67ZM3 35V34H2ZM1 35V36H2ZM20 35V34H19ZM23 35V37H24V34H22ZM27 35V34H26ZM32 35V36H33ZM40 35V34H39ZM40 35V37H42ZM59 37H60V35H59V33L57 34ZM71 35V34H70ZM87 35V34H86ZM164 35V34H163ZM178 35H180V33H178ZM178 35H176V36H178ZM198 35V34H197ZM196 35V36H197ZM1 36H0V38H1ZM10 36V35H9ZM9 36H6L7 38H9ZM12 36V35H11ZM14 36V35H13ZM21 36V35H20ZM28 36V35H27ZM32 36H29V37H31L30 38V40L29 41H31L32 40ZM58 36H57V38H58ZM88 37L90 36V34L89 35H87ZM87 36H84V37H87ZM165 36V35H164ZM182 36H185L184 34L183 35H181L180 36V38L182 37ZM15 37H17V36H15ZM26 37V36H25ZM36 37L37 36H34V38L33 39H36ZM61 37H63V33H62V36ZM66 37V36H65ZM83 37V36H82ZM5 38V37H4ZM3 38V40L5 41V39ZM7 38H6V40H7ZM18 38V37H17ZM22 38V37H21ZM48 38V39H49ZM167 38V37H166ZM195 38V37H194ZM193 38V39H194ZM198 38V37H197ZM14 39V41L16 42V40H15V38H13ZM18 39H20V38H18ZM26 39H28V38H26ZM40 38H38V40H39ZM48 39L46 40V41H48ZM59 39V38H58ZM57 39V40H58ZM63 39V38H62ZM67 39V38H66ZM65 38H64V41L66 40ZM83 39V38H82ZM148 39V38H147ZM165 39V38H164ZM196 39V38H195ZM0 40H2V39H0ZM10 40H12V39H10ZM23 41L25 40V38L24 39H22ZM21 40V42H22V44H23V47H24V45H25V42H23ZM37 40V39H36ZM42 40H44L43 38H42ZM50 40V39H49ZM53 40V39H52ZM60 40V39H59ZM75 40V39H74ZM85 40H86V38H85ZM92 40V39H91ZM90 39H89V41H91ZM199 40H200V38H199ZM198 40V41H199ZM3 41V42H4ZM8 42H12V41H9V39L7 40ZM18 41V40H17ZM29 41H27V43L29 42ZM41 41V40H40ZM54 41V40H53ZM56 41V40H55ZM54 41V42H55ZM61 41V40H60ZM64 41L63 42H61V43H64ZM94 41V40H93ZM93 41H92V45H93ZM201 41V40H200ZM15 42H13V43H15ZM32 42H34L35 43V41H32ZM50 42V44L52 45V41L50 40L49 41ZM54 42H53V48L54 47H56L55 45H54ZM59 42V41H58ZM160 42V41H159ZM208 42V41H207ZM20 42H18L16 45L18 46V44H19ZM42 42H40V44H41ZM46 43V42H45ZM45 43L44 44H42V45H44V48H45ZM60 43V44H61ZM66 43V42H65ZM69 43H71V44H69ZM69 43H67L66 44V47L67 48H69L70 50H75V45L73 46L72 45V43H73V41L71 42V41H69ZM82 43H86V42H82ZM91 43V42H90ZM95 43V42H94ZM166 43V44H167ZM202 43V42H201ZM3 43H1V46H3L2 45ZM4 44H6L5 42H4ZM30 44V43H29ZM32 44V43H31ZM47 44V43H46ZM49 43H48V46H50V47H52L51 45H50ZM59 44V45H60ZM156 44V43H155ZM163 44H165L164 42L162 43V45ZM27 45V44H26ZM26 45H25V47L24 48H30V46L31 45H29V47H28V45H27V47H26ZM56 45L58 46V43L56 42ZM87 45H88V39H87ZM8 46V45H7ZM9 46H11V44L9 45ZM8 46V47H9ZM13 46H15V44L13 45ZM62 46V45H61ZM61 46H59V47H61ZM85 46H86V44H85ZM216 46L217 45H215L214 43L213 44H211V47L213 48L212 50H215L216 49ZM19 47V46H18ZM22 47V46H21ZM47 47V46H46ZM88 47H90V45L88 46ZM94 47V46H93ZM148 47V46H147ZM161 47H163V46H161ZM165 47V46H164ZM165 47V49L167 50V48ZM4 48H7V47H5L4 46ZM4 48H2L1 47V49L3 50ZM20 48V47H19ZM62 48H63V46H62ZM64 48H65V44H64ZM76 48H79V47H76ZM85 48V47H84ZM86 48H87V46H86ZM12 49V48H11ZM15 49V48H14ZM18 49V48H17ZM21 49H23V48H21ZM20 49V50H21ZM47 49V48H46ZM57 49H58V47H57ZM60 49V48H59ZM88 49V48H87ZM157 49L158 50H160L158 47H157ZM163 49V48H162ZM162 49H161V52H163L162 51ZM169 49V50H170ZM8 50V49H7ZM13 50V49H12ZM24 50V49H23ZM69 50V51H70ZM150 50V49H149ZM1 51V50H0ZM4 51V50H3ZM9 51H11V50H9ZM14 51H16V50H14ZM22 51V50H21ZM68 51V50H67ZM77 51V50H76ZM153 51V50H152ZM6 52V51H5ZM66 52V51H65ZM75 52V51H74ZM80 52V51H79ZM78 52V53H79ZM89 53L88 54H90V56H93L94 55V52H92V51H88ZM169 52L170 51H168L167 52V54H169ZM179 52L178 53H176V54H179ZM4 53V52H3ZM20 53V52H19ZM69 53H71V52H68V54ZM93 53V54H92ZM157 53V52H156ZM159 53V52H158ZM164 53H165V51H164ZM215 53V52H214ZM1 54H2V52H1ZM6 54H7V52H6ZM98 53H96V55H97ZM166 54V55H167ZM4 55V54H3ZM8 55V57H9V53L7 54ZM11 55V54H10ZM23 55V54H22ZM76 55V54H75ZM159 55H160V53H159ZM163 55V54H162ZM162 55H160V56H162ZM165 55V54H164ZM170 55V54H169ZM182 55V54H181ZM5 56V55H4ZM77 56V55H76ZM76 56L74 57V58H76ZM86 56H88V55H86ZM95 56V55H94ZM99 56V55H98ZM144 56V55H143ZM147 56V55H146ZM168 56V55H167ZM173 56H175V55H173ZM183 56V55H182ZM182 56H181V58H182ZM7 57V58H8ZM72 57H73V55H72ZM95 57H97V56H95ZM94 57V58H95ZM169 57V56H168ZM172 57V56H171ZM177 57H178V55H177ZM180 57V56H179ZM1 58H2V56H1ZM56 58V57H55ZM85 58V57H84ZM90 58V57H89ZM100 58V57H99ZM151 58V57H150ZM149 58V59H150ZM170 58V57H169ZM3 59H6V58H3ZM2 59V60H3ZM85 59H87V58H85ZM93 58L91 57V60H92ZM163 59V58H162ZM167 59V58H166ZM179 59V58H178ZM177 58H173V60H172V62H169L168 63V65H167V63H165L164 62V60H165V58H164V60H162L164 63H162L160 60H161V58L159 59V56L158 55H153L152 56V59H150V65H151V68H152V71H154V73L156 74V75H154L155 77L156 76H158V75H160V77H163V81H164V78H166V82H167V84H168V86L173 90V89H177V91H178V88H180V86H182L181 84L184 82V79H185V77L186 76H184V78H177L176 76H174L173 75V73L174 72H176V71H179L178 70V67L181 69V68H183V67H180V66H182L183 65V63H181L180 64V59L178 60ZM1 60V59H0ZM8 60V59H7ZM91 60H89V62L91 61ZM96 60V58L94 59V61ZM167 60H169V59H167ZM179 62H178V61ZM6 61V60H5ZM97 62H98V60H96ZM95 61V62H96ZM8 62V64H9V62L10 61H7ZM59 62H60V60H59ZM62 62V61H61ZM93 62V61H92ZM147 62V61H146ZM149 62V61H148ZM167 62V61H166ZM58 63V62H57ZM57 63H55L56 65H57ZM142 63H144V61H142ZM62 64V63H61ZM60 64V65H61ZM138 65H139V63H137ZM149 64V63H148ZM59 65V64H58ZM57 65V66H58ZM63 65H64V62H63ZM99 65H100V62H99ZM144 65V64H143ZM146 65V64H145ZM3 66V65H2ZM8 66V65H7ZM141 66H142V64H141ZM4 67H6L5 65H4ZM59 67V66H58ZM63 67V66H62ZM64 67L65 68H67L65 65H64ZM99 67V66H98ZM97 67V68H98ZM60 68V67H59ZM139 68V67H138ZM144 68H146V67H144ZM185 68H183L182 70H184ZM222 68V67H221ZM1 69H5V68H1ZM142 69V68H141ZM140 69V70H141ZM149 69V68H148ZM247 69H252V72H254V74L252 75V77H249V78H251V79H246L247 77H245V76H249V75H246L245 73H246V70ZM6 70H8V68L6 69ZM10 70V69H9ZM8 70V71H9ZM181 70V72H183ZM3 71V70H2ZM8 71H6V73L8 72ZM64 71V70H63ZM142 71V70H141ZM140 71V72H141ZM144 71V70H143ZM9 72H11V71H9ZM75 72V71H74ZM85 72H86V74H87V71L85 70ZM149 72V71H148ZM150 72H151V70H150ZM180 72V73H181ZM186 72H184V73H186ZM6 73H4V71H3V74L5 75ZM64 73V72H63ZM67 73H69V72H67ZM81 73V72H80ZM89 73V72H88ZM90 73H91V71H90ZM142 73H144V72H142ZM172 74V78L170 79V77L171 76H166V74ZM177 73V72H176ZM7 74H9V73H7ZM6 74V75H7ZM11 74H12V72H11ZM62 74V73H61ZM70 74V73H69ZM83 75V78H84V76H90V75ZM149 74H151V73H149ZM5 75V76H6ZM73 75V74H72ZM148 75V74H147ZM152 75V74H151ZM177 75V74H176ZM183 75V74H182ZM181 75V76H182ZM185 75V74H184ZM2 76L3 75H1V78H2ZM3 77L4 79L5 78H7V77ZM8 76V75H7ZM16 76V75H15ZM62 76V75H61ZM63 76H65L64 74H63ZM71 76V75H70ZM74 76H75V73H74ZM146 76V75H145ZM180 76V75H179ZM262 76H263V78H262ZM11 77H12V75H11ZM76 77V76H75ZM82 77V76H81ZM87 77H85V78H87ZM149 77H150V75H149ZM84 78V79H85ZM89 78V77H88ZM109 78V77H108ZM144 78H146V77H144ZM158 78V77H157ZM4 79L2 80V81H4ZM9 79H10V77H9ZM12 79H13V77H12ZM11 79V80H12ZM17 79V78H16ZM147 79V78H146ZM150 79V78H149ZM156 79V78H155ZM154 79V80H155ZM160 79V78H159ZM158 79V80H159ZM170 79V80H169ZM187 79V78H186ZM217 79V80H216ZM237 79H238V77H237ZM1 80V79H0ZM6 80V79H5ZM11 80H10V82H11ZM63 80V79H62ZM61 80V77H60V81H62ZM68 80H69V78H68ZM72 80V79H71ZM74 80V79H73ZM88 81L90 80V79H87ZM141 80V79H140ZM152 80V79H151ZM157 80V81H158ZM162 80H160L159 81V83H160V85L162 84L163 85V83L164 82H162ZM189 80V79H188ZM188 80H186V81H188ZM243 80V81H244ZM7 81H9V80H7ZM6 81V82H7ZM13 81V80H12ZM15 81V80H14ZM56 81V80H55ZM66 81V80H65ZM115 81V80H114ZM114 81L112 82V83H114ZM193 81V80H192ZM239 81V80H238ZM241 81V80H240ZM5 82V81H4ZM10 82H7V85L8 84H10ZM68 82V81H67ZM66 82V83H67ZM70 82V81H69ZM68 82V83H69ZM81 82H83V79H82V81ZM80 82V84H82ZM102 82V81H101ZM188 82H190L191 83V81H188ZM261 83H262V81H260ZM55 83V82H54ZM141 83V82H140ZM151 83H153V82H151ZM155 83V82H154ZM157 84H158V82H156ZM155 83V84H156ZM70 84V83H69ZM115 84V83H114ZM144 84V83H143ZM165 84V83H164ZM188 84V83H187ZM192 84V83H191ZM224 84L226 85V87L224 86ZM240 84H241V82H240ZM243 84V83H242ZM13 85H15L14 83H13ZM51 85V84H50ZM90 85V84H89ZM89 85H88V87H89ZM110 85V84H109ZM108 85V86H109ZM140 85V84H139ZM139 85H138V87H139ZM145 85L147 86L148 84H147V82L145 83ZM259 85V84H258ZM61 86V85H60ZM80 86H82V85H80ZM112 86H113V84H112ZM116 86V85H115ZM137 86V85H136ZM136 86H135V89H136ZM141 86V85H140ZM144 86V85H143ZM149 86V85H148ZM157 86V85H156ZM189 86H190V84H189ZM188 86V87H189ZM196 86V85H195ZM263 86H264V80H263ZM53 87V86H52ZM114 87V86H113ZM117 87V86H116ZM119 87V86H118ZM145 87V86H144ZM143 87V88H144ZM153 87H154V85H153ZM160 87H162V86H160ZM160 87H158L159 88V90H161L160 89ZM164 87V86H163ZM162 87V88H163ZM166 87V86H165ZM184 87H185V84H184ZM187 87V86H186ZM187 87V89L189 90V88ZM198 87V86H197ZM237 87V86H236ZM254 87H255V85H254ZM258 87H260V86H258ZM8 88H12L13 89V86L12 87H8ZM15 88V87H14ZM81 88V87H80ZM109 88H111V86L109 87ZM108 88V89H109ZM121 88V87H120ZM148 89L150 88V87H147ZM191 88H194L193 86L191 87ZM231 88V89H232ZM252 88V87H251ZM261 88H262V85H261ZM260 88V89H261ZM264 88V87H263ZM58 89V88H57ZM112 89V88H111ZM116 89V88H115ZM114 89V90H115ZM119 89V88H118ZM145 89V88H144ZM151 89H153L152 87H151ZM155 89V88H154ZM165 89V88H164ZM171 89H169V90H171ZM181 89H182V92H187V91H183L184 89L181 87ZM181 89H179L180 90V92H179V94H182L181 93ZM197 89V88H196ZM247 89H248V87H247ZM246 89V90H247ZM256 89H257V87H256ZM1 90V89H0ZM6 90V89H5ZM84 90V89H83ZM117 90V89H116ZM140 90V89H139ZM143 90V89H142ZM146 91H147V89H145ZM158 89H156V91H157ZM167 90V89H166ZM174 90V91H175ZM192 90V89H191ZM199 90V89H198ZM199 90V91H200ZM234 90V89H233ZM249 90V89H248ZM247 90V91H248ZM262 90V89H261ZM55 91V90H54ZM134 91H136V90H134ZM163 89L161 90V94L165 91H163ZM194 91H196L195 89H194ZM194 91H192V92H194ZM252 91V90H251ZM257 91V90H256ZM264 91V90H263ZM6 92H8V91H6ZM10 92H11V95L13 96V91H11L10 90ZM84 92V94H85V91H83ZM106 92V94H107V90L105 91ZM104 92V93H105ZM119 92V91H118ZM138 92V91H137ZM141 92V91H140ZM148 92H149V90H148ZM150 92H152V90H150ZM166 92V91H165ZM164 92V93H165ZM254 92H255V90H254ZM261 93H263L262 91H260ZM3 93V92H2ZM5 93V92H4ZM9 93V92H8ZM15 93V92H14ZM82 93V92H81ZM147 93V92H146ZM153 93V92H152ZM156 92H154L153 93V95L152 96H154V94H155ZM164 93H163V96H164ZM168 93V92H167ZM170 93L171 92H169V95H170ZM174 93V92H173ZM188 93V92H187ZM199 93V92H198ZM197 93V94H198ZM241 93V92H240ZM253 93V92H252ZM260 93V94H261ZM1 94V93H0ZM138 94V93H137ZM140 94V93H139ZM138 94V95H139ZM145 94V93H144ZM160 94V93H159ZM160 94V95H161ZM176 94V93H175ZM174 94V95H175ZM179 94H177V95H179ZM234 94V93H233ZM256 94V93H255ZM254 94V95H255ZM258 94V93H257ZM83 95V94H82ZM105 95V94H104ZM108 95H110V96H113L114 95V91H110L109 92V94ZM143 95V94H142ZM142 95H140V97L142 98ZM157 95V94H156ZM173 94H171V96H172ZM183 95V94H182ZM181 95V96H182ZM185 95H189V94H185ZM199 95V94H198ZM249 95V94H248ZM251 95V94H250ZM259 95V94H258ZM115 96V95H114ZM166 96V95H165ZM164 96V97H165ZM168 96V95H167ZM192 96V95H191ZM197 96V95H196ZM196 96H195V98H196ZM200 96V95H199ZM239 96H241V95H238V97ZM243 96V95H242ZM257 95H255V97H256ZM261 96H262V94H261ZM264 96V95H263ZM105 97L107 98V95H105ZM117 97H118V95H117ZM147 97V96H146ZM149 97V96H148ZM157 97V96H156ZM162 97V96H161ZM161 97H157V99L159 98V101H160V98ZM170 97V96H169ZM174 97H176V95L174 96ZM178 97V96H177ZM183 97V96H182ZM186 98H188V96H185ZM185 97H183V98H185ZM201 97H200V99H201ZM244 97V96H243ZM87 98V97H86ZM109 98V97H108ZM111 98V97H110ZM114 98V97H113ZM140 98V99H141ZM150 98H152V97H150ZM166 98V97H165ZM179 98V97H178ZM185 98V99H186ZM189 98H190V96H189ZM241 97H239V99H240ZM258 98V97H257ZM145 99V98H144ZM147 99V98H146ZM155 99V98H154ZM168 99V98H167ZM184 99V100H185ZM197 99V98H196ZM227 99V98H226ZM238 99V100H239ZM111 100V99H110ZM114 100V99H113ZM112 100V101H113ZM116 100V99H115ZM143 100V99H142ZM141 100V101H142ZM149 100V99H148ZM162 100H163V98H162ZM165 100V99H164ZM174 100V98L172 99V101ZM176 100H178L177 98H176ZM180 100V99H179ZM182 100V99H181ZM183 100V101H184ZM237 100V99H236ZM16 101V100H15ZM107 101H108V99H107ZM117 102H118V100H116ZM140 101V102H141ZM186 101V100H185ZM185 101H184V103H185ZM189 101V100H188ZM187 101V102H188ZM193 102H194V100H192ZM198 101V100H197ZM20 102V101H19ZM18 102V103H19ZM136 102H137V100H136ZM144 102V101H143ZM142 102V103H143ZM146 102V101H145ZM155 102V101H154ZM162 102V101H161ZM167 102V100L165 101V102H163V103H166ZM177 102H180V101H177ZM191 102V101H190ZM189 102V103H190ZM211 102H209V103H211ZM239 102V101H238ZM16 103V102H15ZM18 103H16V105L18 104ZM108 103V102H107ZM110 103V102H109ZM108 103V104H109ZM115 103V102H114ZM142 103H141V105H142ZM155 103H157V102H155ZM168 103H170L169 102V100H168ZM176 103V102H175ZM183 103V102H182ZM182 103H179L178 105H180V104H182ZM199 103V105H201L200 104V101L198 102ZM21 104V103H20ZM113 104V103H112ZM111 104V105H112ZM138 104H140V103H138ZM137 103H134V105L136 106V105H138ZM146 104V103H145ZM158 104V103H157ZM192 104V103H191ZM203 104H204V102H203ZM225 104V103H224ZM240 104V105H239ZM159 105H161L160 104V102H159ZM164 105V104H163ZM166 105V104H165ZM165 105L164 106H162V108H165ZM170 105V104H169ZM185 104H183V106H184ZM195 104L193 103L192 104V107L194 106ZM198 104L196 103V106H197ZM18 106H19V104H18ZM70 106V105H69ZM109 107H111L110 105H108ZM134 106V107H135ZM143 106V108H144V104L142 105ZM168 106V105H167ZM174 107H175V105H173ZM182 105H180V107H181ZM187 106H189V109L190 108H192V107H190L191 105H187ZM205 106V105H204ZM203 106V107H204ZM155 107V106H154ZM161 107V106H160ZM172 107V106H171ZM179 107V106H178ZM195 107V106H194ZM209 107V108H210ZM137 108V109H136ZM135 109H136V113L137 114H139V113H141L143 110H147V108L145 107V109H143L142 111H141V109L140 108H142L141 106L139 107V106H137ZM151 108V107H150ZM162 108H158V109H162ZM173 108V107H172ZM177 108V107H176ZM182 108H184V107H182ZM185 108H187V107H185ZM184 108V109H185ZM200 108H202L201 106H200ZM111 109V111L110 112H112V113H114L113 111H112V108H110ZM116 109H118V108H116ZM116 109H114L115 111H116ZM134 109V110H135ZM152 109V108H151ZM168 108H166V110H165V112L167 111V113H168V110H167ZM169 109H171L170 108V106H169ZM174 109V108H173ZM188 108H187V110H189ZM199 109V108H198ZM23 110V109H22ZM153 110V109H152ZM151 110V111H152ZM177 110V109H176ZM179 110V109H178ZM202 110H204V108L202 109ZM206 110V109H205ZM210 110V109H209ZM212 110H211V112H212ZM150 111V113H152L153 114V112H155V109H154V111L153 112H151ZM170 111H172V110H170ZM174 111H175V109H174ZM174 111H172L173 112V114L175 113ZM181 110H179V112H180ZM186 110H184V112H185ZM207 111H208V107H207ZM223 111H225V112H223ZM149 112V111H148ZM162 113L161 114H164L163 113V111H161ZM179 112H178V114H179ZM182 112H183V110H182ZM183 112V113H184ZM187 112V111H186ZM189 112H190V110H189ZM189 112H188V114H189ZM116 113V112H115ZM145 113V112H144ZM147 113V112H146ZM149 113V114H150ZM158 113H160V112H158ZM157 113V114H158ZM205 113V112H204ZM203 113V114H204ZM223 113H224V115H223ZM135 114V113H134ZM149 114L146 116L147 118H148V116H149ZM157 114H154V116L155 115H157ZM166 114V113H165ZM181 114V113H180ZM187 114V115H188ZM207 114V113H206ZM112 115V114H111ZM110 115V116H111ZM116 115V114H115ZM115 115L113 114V116L114 117H112V118H114L113 119V121H115V123H117L116 122V120H115ZM151 115V114H150ZM211 115H212V113H211ZM109 116V117H110ZM132 116H133V118H134V115L132 114ZM132 116H130V117H132ZM141 116H144V115H142V114H140V118H142ZM153 116V115H152ZM151 116V117H152ZM158 116V115H157ZM160 116V115H159ZM166 116V115H165ZM169 116V115H168ZM173 116V115H172ZM175 116H177L176 114H175ZM197 116V115H196ZM199 116V115H198ZM200 116L202 117V115L200 114ZM206 116V115H205ZM210 116V115H209ZM107 117H108V115H107ZM116 117H118V116H116ZM126 117V116H125ZM128 117V119H126L127 121L130 119V117H129V115L127 116ZM136 117V116H135ZM163 116L161 115V118H162ZM174 117V116H173ZM181 117H182V115H181ZM180 117V119H182ZM185 117V116H184ZM214 117V116H213ZM138 120L140 119V118H138V117H136ZM147 118H142V119H147ZM159 117H154V120L155 119H158ZM161 118H159V119H161ZM164 118H166V117H163V119ZM170 118V117H169ZM176 118V117H175ZM187 118V117H186ZM108 119V118H107ZM111 119V118H110ZM117 119V118H116ZM119 119V118H118ZM150 119V118H149ZM158 119V120H159ZM162 119V120H163ZM167 120H168V118H166ZM171 119V118H170ZM174 119V118H173ZM185 119V118H184ZM205 119V118H204ZM210 119H211V117H210ZM135 120V119H134ZM148 120V119H147ZM158 120H156V121H158ZM161 120V121H162ZM179 120V119H178ZM208 120V119H207ZM120 120H118V122H119ZM125 121V120H124ZM130 122H131V119L129 120ZM133 121V120H132ZM156 121L154 122L155 124H157L156 126H158L159 124H160V122H159V124L158 123H156ZM171 121H172V119H171ZM174 121V120H173ZM180 121H183V120H180ZM180 121L179 122H177V123H180ZM89 121H87V123H88ZM133 122H135V121H133ZM138 122V121H137ZM139 122H141V119L139 120ZM138 122V123H139ZM143 122V121H142ZM146 121H144V123H145ZM150 122V121H149ZM164 121H162V123H163ZM169 122V121H168ZM184 122V121H183ZM197 122V121H196ZM205 122V121H204ZM90 123V122H89ZM119 123H122V121L121 122H119ZM119 123H117V126H119ZM132 123V122H131ZM152 123V122H151ZM161 123V124H162ZM166 124H168L167 122H165ZM171 123V122H170ZM170 123H169V125H170ZM182 123V122H181ZM126 124V123H125ZM133 125H132V127H134V126H136L137 127V125L136 124H134V123H132ZM148 124V125H147ZM153 124V123H152ZM151 124V125H152ZM154 124V125H155ZM202 124V123H201ZM206 124V123H205ZM212 124V123H211ZM110 125H112V124H110ZM127 125V124H126ZM125 125V126H126ZM130 125L131 124H129V128H130ZM142 125V123H140V126ZM150 125V123H147L146 122V126L148 127ZM165 125V124H164ZM171 125H173V122H172V124ZM170 125V126H171ZM179 125V124H178ZM181 125V124H180ZM179 125V126H180ZM188 125V124H187ZM57 126H60V124L58 125L57 124ZM115 126V125H114ZM113 126V127H114ZM125 126L123 127L124 128V130H125ZM139 126V125H138ZM161 126V125H160ZM167 126V125H166ZM176 126H177V124H176ZM185 126V125H184ZM183 125H182V127H184ZM205 126V125H204ZM203 126V127H204ZM55 127V126H54ZM53 127V128H54ZM86 127V126H85ZM89 127H91V125L89 126ZM113 127H111L112 129H113ZM145 127V125L144 126H142V128H144ZM154 127V126H153ZM162 127V126H161ZM163 127H165V126H163ZM169 127V126H168ZM181 127V126H180ZM187 127V126H186ZM55 128H57V127H55ZM115 128V127H114ZM117 128V127H116ZM135 128V127H134ZM133 128V129H134ZM141 128V127H140ZM139 128V129H140ZM151 128V127H150ZM158 128H160V127H158ZM174 128H176L175 126L173 127V129ZM179 128V127H178ZM206 128H207V126H206ZM209 128V129H210ZM61 129V128H60ZM86 129H88L87 127H86ZM85 129V130H86ZM117 129H119V128H117ZM122 129V128H121ZM120 129V130H121ZM132 129V128H131ZM133 129L131 130V131H129V132H131V133H128L127 131H126V133H128V135H130V136H132L131 134L133 133L132 131H133ZM153 129V128H152ZM169 129H171V128H169ZM172 129V130H173ZM184 129V128H183ZM57 130H58V128H57ZM62 130V129H61ZM114 130V129H113ZM147 130V129H146ZM154 130V129H153ZM149 131V132H155V131ZM159 130V129H158ZM163 130V129H162ZM165 130H167V129H164V132H165ZM175 130V129H174ZM180 130V131H179ZM179 130H177V131H179V132H181L182 130H181V128L179 129ZM190 130V129H189ZM203 130V129H202ZM116 131V130H115ZM115 131H114V133L113 134H115ZM118 131V130H117ZM123 131V130H122ZM135 131H137L136 129H135ZM134 131V132H135ZM139 131H142V129L141 130H139ZM160 131V130H159ZM169 131V130H168ZM177 131H174L175 133L177 132ZM185 131V130H184ZM183 131V132H184ZM203 131H205V130H203ZM209 131V130H208ZM60 132V131H59ZM83 132H84V130H83ZM125 132V131H124ZM124 132H120V133H124ZM147 132V131H146ZM149 132H147V133H145V131H144V134H145V136L149 133ZM162 132V131H161ZM182 132V133H183ZM197 132V131H196ZM88 133H89V131H88ZM117 133H119V132H117ZM156 133H159V132H157L156 131ZM166 133H168V132H166ZM171 133V132H170ZM186 133V132H185ZM188 133V132H187ZM204 133V132H203ZM87 134V132L85 133V135ZM90 134V133H89ZM112 134V133H111ZM112 134V135H113ZM154 134V133H153ZM174 134V133H173ZM181 134V133H180ZM211 134V133H210ZM117 136H119L118 134H116ZM127 135V136H128ZM133 135H135V134H133ZM141 135L143 136V131L140 133V134H136V136L138 137L137 139H136V141L135 140H133V138H129V140L130 139H132V140H130V141H135V143L137 142L138 144L137 145H142L143 144V142L144 141H142V140H144V139H142V137H141ZM161 135V134H160ZM160 135H158V136H160ZM170 135V134H169ZM172 135V134H171ZM177 135V134H176ZM175 135V136H176ZM184 134H182V136H183ZM208 135V134H207ZM84 136V135H83ZM88 135H86V137H87ZM110 136V135H109ZM144 136V137H145ZM155 136H156V134H155ZM163 136V135H162ZM175 136H174V138H175ZM178 136V135H177ZM56 138H57V136H55ZM61 137V136H60ZM85 137V136H84ZM84 137H83V139H84ZM112 137V136H111ZM129 137V136H128ZM133 137V136H132ZM146 137H148V136H146ZM154 137V136H153ZM164 137H166V135L164 136ZM170 137V136H169ZM199 137V136H198ZM206 137H208L209 138V136H206ZM212 137V136H211ZM89 138V137H88ZM113 138V137H112ZM112 138H111V140H112ZM118 138V137H117ZM119 138H120V136H119ZM149 138H150V135H149ZM148 138V139H149ZM160 138V137H159ZM162 138V137H161ZM173 138V139H174ZM178 138H180V136H178ZM60 139V138H59ZM108 139H110V137L108 138ZM134 139H135V136H134ZM147 138H145V141H147L146 140ZM154 139V138H153ZM152 139V140H153ZM155 139H157L156 137H155ZM163 139H165V138H163ZM166 139H167V137H166ZM170 139V138H169ZM210 139V138H209ZM85 140V139H84ZM113 140H115L114 138H113ZM127 140H128V138H127ZM126 140V141H127ZM158 140H160V139H158ZM168 140V139H167ZM201 140V139H200ZM205 140V139H204ZM206 140H208V139H206ZM217 140H215L214 139V142L216 141L217 142ZM87 140H85V142H86ZM120 141V140H119ZM129 141V142H130ZM149 141V140H148ZM157 141V140H156ZM166 140H164V142H165ZM172 142L174 141V140H171ZM178 141V143H179V141H181V140H177ZM184 141V140H183ZM188 141V140H187ZM203 141V140H202ZM209 141V140H208ZM55 142V141H54ZM56 142H58V141H56ZM62 142V141H61ZM115 142V141H114ZM122 141H120V143H121ZM158 142V141H157ZM161 142H162V140H161ZM167 142V141H166ZM205 142H207V141H205ZM218 142V143H219ZM83 143V142H82ZM88 143V142H87ZM109 143H110V141H109ZM116 143H118V140H117V142ZM125 143V142H124ZM123 143V146H125V144ZM130 143H132V142H130ZM130 143H128V146H129V144ZM151 142H149L148 144L149 145H151L150 144ZM154 143V142H153ZM156 143V142H155ZM160 143V142H159ZM176 143V142H175ZM175 143H174V145H175ZM185 143H187V142H185ZM204 143V142H203ZM209 142H207V144H208ZM217 143V144H218ZM147 144V143H146ZM164 144V143H163ZM169 146H170V142H168L167 143ZM167 144H166V146H167ZM173 144V143H172ZM183 144V143H182ZM181 144V145H182ZM205 144V143H204ZM58 145V144H57ZM84 145H86L85 143H84ZM112 145H114L113 144V142H112ZM116 145V144H115ZM115 145H114V147H115ZM118 145V144H117ZM126 145H127V143H126ZM134 145V143L131 145V148H132V146ZM154 145V144H153ZM159 144L157 143V145L156 146H158ZM173 145V146H174ZM176 145H177V143H176ZM180 145V144H179ZM202 145V144H201ZM119 146H120V144L118 145V148H119ZM128 146H127V148H128ZM135 146H136V144H135ZM134 146V147H135ZM145 146V145H144ZM160 146H162V145H160ZM169 146H167V147H169ZM183 146V145H182ZM190 145H188V147H189ZM231 146H229V147H231ZM121 147H122V145H121ZM120 147V148H121ZM130 147V146H129ZM133 147V148H134ZM139 149L140 148H143V147H139V146H137ZM151 147H152V145H151ZM164 147V146H163ZM167 147H166V150H167ZM180 147V146H179ZM185 147H187V146H185ZM191 147H192V145H191ZM194 147V146H193ZM192 147V148H193ZM207 147V146H206ZM222 147V148H223ZM257 147V146H256ZM257 147V148H258ZM58 148V147H57ZM59 148H61V146L59 147ZM64 148V147H63ZM62 148V149H63ZM113 148V147H112ZM116 148V147H115ZM117 148V149H118ZM122 148H124V147H122ZM122 148H121V150H122ZM136 148V147H135ZM161 148V147H160ZM181 148V147H180ZM183 148V147H182ZM203 148H204V146H203ZM218 148H219V146H218ZM221 148V147H220ZM219 148V149H220ZM61 149V150H62ZM65 149V148H64ZM115 150V151H117V152H119L118 150ZM125 150H126V148H124ZM130 149V148H129ZM137 149V148H136ZM135 149V150H136ZM144 149V148H143ZM147 149H149V148H147ZM153 149H154V147H153ZM159 148L157 147V149L156 150H158ZM170 148H168V150H169ZM172 149H174V147H172ZM175 149H176V147H175ZM179 149V148H178ZM185 149V148H184ZM194 149H196V148H194ZM209 149V148H208ZM238 149V148H237ZM247 149V148H246ZM253 149V148H252ZM60 150V151H61ZM84 150V149H83ZM120 150V151H121ZM124 150V151H125ZM128 150V149H127ZM138 150V149H137ZM155 150V149H154ZM162 150H165V149H163L162 148ZM161 150V151H162ZM183 150V149H182ZM187 149H185L184 151H186ZM189 150H190V147H189ZM188 150V151H189ZM200 150H204V149H200ZM255 150V149H254ZM57 151V150H56ZM59 151V152H60ZM63 152L65 151V150H62ZM113 151V150H112ZM142 151H147V150H142ZM179 151H181V149L179 150ZM191 151V150H190ZM189 151V152H190ZM197 151V150H196ZM198 151H199V149H198ZM198 151H197V153H198ZM220 151V150H219ZM223 151V150H222ZM225 151V150H224ZM230 151H232V148H231V150ZM229 151V152H230ZM253 151V150H252ZM62 152V153H63ZM66 152V151H65ZM114 152V151H113ZM151 152V151H150ZM155 152V151H154ZM160 152V151H159ZM159 152H157V153H159ZM164 152V151H163ZM168 152V151H167ZM183 152V151H182ZM250 152V151H249ZM254 152V151H253ZM116 153V152H115ZM125 154H126V151L124 152ZM127 153H129V152H127ZM131 153V152H130ZM129 153V155H128V158H130V155L132 154H130ZM140 153H141V149H140ZM148 153H149V151H148ZM162 153V152H161ZM170 153V152H169ZM168 153V154H169ZM177 153H179V152H177ZM184 153V152H183ZM191 153H193L192 154V156L194 155V156H196V153L194 154V152L192 151ZM200 153L201 152H199V154H197V155H200ZM216 153V152H215ZM223 153V152H222ZM256 153V152H255ZM5 154V153H4ZM56 154V153H55ZM58 154V153H57ZM61 154V153H60ZM60 154H58V155H60ZM64 155L66 154V153H63ZM84 154V153H83ZM112 154V153H111ZM142 154H144V153H142ZM152 154V153H151ZM153 154H155V153H153ZM164 154V153H163ZM171 154V153H170ZM186 154V153H185ZM250 154H251V152H250ZM63 155V156H64ZM113 155H115L114 153H113ZM119 155V154H118ZM121 155V157H122V155H123V151H122V154H120ZM133 155H136L137 156V154H133ZM141 155V154H140ZM140 155H138V158H139V156ZM158 155V154H157ZM172 155H173V152H172ZM180 155H181V153H180ZM218 155V154H217ZM220 155H221V153H220ZM230 155V154H229ZM256 155H257V153H256ZM53 156H55V155H53ZM62 156V158H64ZM65 156H67V155H65ZM125 156V155H124ZM127 156V155H126ZM132 156V155H131ZM142 156V155H141ZM146 156H148L147 154H146ZM150 156V155H149ZM148 156V157H149ZM160 156V155H159ZM165 156V155H164ZM171 156V155H170ZM170 156H166V157H170ZM174 156V155H173ZM175 156H176V154H175ZM179 155L177 154V157H178ZM187 156V155H186ZM192 156H191V159H192ZM246 156V155H245ZM253 156V155H252ZM59 157H61V156H59ZM71 157V156H70ZM111 157H112V155H111ZM115 157V156H114ZM121 157H120V159H121ZM151 157H152V155H151ZM158 157V156H157ZM161 157H163V156H161ZM165 157V159H167V160H169L168 158H166ZM185 157V156H184ZM208 157V156H207ZM217 157V156H216ZM220 157V156H219ZM219 157H218V159H219ZM255 157V156H254ZM1 158V157H0ZM55 158H57V159H59L58 157H56L55 156ZM84 158H86L85 156H84ZM118 158V157H117ZM125 158V157H124ZM127 158V157H126ZM126 158H125V161H126ZM133 158V157H132ZM132 158H130L131 160H133ZM135 158V157H134ZM137 158V157H136ZM135 158V159H136ZM138 158L135 160L134 159V161H136V162H138L137 160H138ZM144 158V160L143 161H145V157H143ZM142 158V159H143ZM153 158V157H152ZM160 158V157H159ZM164 158V157H163ZM175 159H176V157H174ZM181 158V157H180ZM199 157L197 156V158L196 159H198ZM202 158V157H201ZM223 158V157H222ZM228 158V160H229V157H227ZM226 158V159H227ZM248 158V157H247ZM251 158V157H250ZM249 158V159H250ZM259 159L261 158V157H258ZM263 158V157H262ZM47 159V158H46ZM68 159V158H67ZM79 159V158H78ZM113 159H115V158H113ZM123 159V158H122ZM148 159V158H147ZM149 159H150V157H149ZM186 159V158H185ZM200 159V158H199ZM198 159V160H199ZM217 159V160H218ZM221 159V158H220ZM225 159V160H226ZM244 159H246V158H244ZM254 159V158H253ZM258 159V160H259ZM51 160H55V159H51ZM60 160H61V158H60ZM64 160H65V158H64ZM70 160V159H69ZM115 160H117V162L119 161V159H115ZM128 160V159H127ZM154 160V159H153ZM164 160V159H163ZM171 160H172V158H171ZM180 160V159H179ZM178 160V161H179ZM187 160V159H186ZM192 160H194V159H192ZM216 160V161H217ZM222 160V165H223V159H221ZM237 160V159H236ZM252 160V159H251ZM255 160V159H254ZM257 160V159H256ZM3 161V160H2ZM56 161V160H55ZM54 161V162H55ZM124 161V159L122 160V162H125ZM129 161V160H128ZM127 161V162H128ZM151 161V160H150ZM156 161V160H155ZM154 161V162H155ZM174 161V160H173ZM185 161V160H184ZM203 161V160H202ZM227 161V160H226ZM230 161H231V157H230ZM235 161V160H234ZM233 161V162H234ZM246 161H248V160H246ZM54 162H53V164H54ZM67 162V161H66ZM70 162H72L73 163V160L71 161H69V164H70ZM127 162H125L124 164H126ZM130 162V161H129ZM147 162H149L148 160L147 161H145V162H143V164L145 163H147ZM165 162H166V160H165ZM170 162V161H169ZM169 162H167L168 163V165L170 164L171 166H172V164L171 163H169ZM190 162V161H189ZM194 162V161H193ZM196 162V161H195ZM194 162V163H195ZM200 162V161H199ZM218 162V161H217ZM220 162V161H219ZM218 162V163H219ZM239 162V161H238ZM251 162V161H250ZM260 162H262V161H260ZM260 162H257V164L258 163H260ZM61 163V162H60ZM59 163V164H60ZM63 163H64V161H63ZM75 163V162H74ZM95 163V162H94ZM109 163V162H108ZM112 163H116V161H114L113 162V160H112ZM111 163V164H112ZM139 163H141V162H139ZM150 163H153V162H150ZM161 163H163V162H161ZM161 163H158L159 165H161ZM197 163V162H196ZM210 163H211V161H210ZM240 163V162H239ZM255 163V162H254ZM68 164V163H67ZM123 164V165H124ZM138 163H135V167H136V165H137ZM174 164V163H173ZM184 164V163H183ZM187 164V163H186ZM256 164V163H255ZM5 165H6V163H5ZM58 165V164H57ZM56 165V166H57ZM73 165V164H72ZM71 165V166H72ZM93 165H96V169H97V164H93ZM119 162H118V167H119ZM132 165V164H131ZM147 165V164H146ZM145 165V166H146ZM158 165V166H159ZM164 165V164H163ZM175 165V164H174ZM180 165V164H179ZM188 165V164H187ZM191 165H193V164H191ZM219 165V164H218ZM221 165V164H220ZM226 165H227V162H226ZM229 165V164H228ZM249 165H251V163L249 164ZM248 165V166H249ZM258 165H260V164H258ZM64 166H65V163H64ZM108 166V165H107ZM113 166V165H112ZM114 166H115V164H114ZM150 166H153L152 164L150 165ZM157 166V165H156ZM158 166L157 167H155V170H156V168H158ZM184 166H185V164H184ZM194 166V165H193ZM225 166V165H224ZM262 166H263V164H262ZM54 167V166H53ZM62 168H63V166H61ZM66 167V166H65ZM65 167L63 168V169H65ZM68 167V166H67ZM69 167H70V165H69ZM68 167V168H69ZM121 167V166H120ZM124 167V166H123ZM134 167V168H135ZM139 167V166H138ZM140 167H141V165H140ZM143 167V166H142ZM141 167V169H143ZM149 167V166H148ZM154 167V166H153ZM166 167V166H165ZM174 167V166H173ZM180 167V166H179ZM178 167V168H179ZM223 167V166H222ZM245 167V166H244ZM250 167V166H249ZM253 167V166H252ZM251 167V168H252ZM257 167V166H256ZM256 167H254V168H256ZM72 168V167H71ZM94 168V167H93ZM106 168H108V167H106ZM111 167H109V169H110ZM132 168V167H131ZM146 168H147V166H146ZM168 168V167H167ZM166 168V169H167ZM172 168V167H171ZM182 168V167H181ZM210 168V167H209ZM251 168L249 169V170H251ZM260 168H261V165H260ZM61 169V168H60ZM67 169V168H66ZM120 169V168H119ZM129 169V168H128ZM140 169V168H139ZM154 169V168H153ZM158 169H160V168H158ZM157 169V170H158ZM164 169V168H163ZM213 169V168H212ZM211 169V170H212ZM215 169V168H214ZM218 169V168H217ZM221 169V168H220ZM219 169V170H220ZM244 169V168H243ZM246 169H247V167H246ZM245 169V170H246ZM253 169V168H252ZM264 169V168H263ZM68 170V169H67ZM67 170H66V172H67ZM70 170V169H69ZM121 170V169H120ZM134 170V169H133ZM138 169H136L135 168V173H136V171H137ZM162 170V169H161ZM168 170H170V168L168 169ZM167 170V172H169ZM185 170V169H184ZM183 170V171H184ZM191 170V169H190ZM224 169H222V171H223ZM233 170V169H232ZM258 170V169H257ZM260 170H262V169H260ZM59 171V173H60V170H58ZM110 171V170H109ZM108 171V169H107V173L109 172ZM122 171H123V168H122ZM122 171L121 172H119V170L117 169V167L116 168H113V170H111V172H112V176H111V179H110V181H109V179H108V181H106V182H109L108 184H109V189H107V190H109V191H107V192H109V195H108V197L107 198H102V203L100 202V201H98V204H99V202H100V204H103V206L102 207H98V208H100V209H103L104 210V212H105V215H103V217L102 216H99L98 218L101 220L102 218L103 219H107V221L109 222L110 221V223H111V221H113V218H115V217H113V213L115 214V212H113L114 211V208H115V206H116V203L118 202H121V200H123V199H121L120 198V201H117V199H119V198H117V189H119L117 186H118V184H119V180H120V174L122 173ZM128 171V170H127ZM142 171V170H141ZM149 171V170H148ZM154 171V170H153ZM174 171H176L175 169H174ZM193 171V170H192ZM248 171V170H247ZM252 171H254V170H252ZM255 171H256V169H255ZM253 172V174L251 175V174H247L248 176H250L251 175V182L253 181L252 180V178L253 179H255V182L257 183V181H258V179L259 178H262L263 179V177H260V175H259V170L258 171H256V172ZM57 172V171H56ZM140 172V171H139ZM146 172V171H145ZM150 172V171H149ZM152 172V171H151ZM150 172V173H151ZM155 172V171H154ZM158 172H159V170H158ZM166 172V171H165ZM170 172H173V171H170ZM180 172V171H179ZM179 172H176L177 174L179 173ZM261 173H262V171H260ZM57 174L56 175V178L54 179L55 181L53 182V179H52V184L50 185L49 183H47V184H49L50 186H52V188H51V191H49L50 193H48V195H47V199L50 201V203H46L47 204V206L45 207L46 208V210L50 213V215H52V216H54L55 217V221H54V224L52 225L51 223H53V222H51L50 224H51V226L53 227H51L50 228V231H49V233H48V240H46V241H48V246H49V248H50V253H49V256L48 257H50L47 261H49L50 262V260L51 259H53V260H57V259H61L64 255H65V253H67V252H65V248L67 247H65L64 248V246H65V243L67 242V240H65V238L64 237H66V236H64L65 234L64 233H66L67 234V232L68 231H66V232H64V227H65V215H67V213L69 212L68 211V208L70 209V207H68V205H67V207L68 208H65V206H66V204L64 205V202H63V198H62V189L65 187L64 185V183H63V181H64V179H65V177L63 176V175H66V174H68V173H65L64 172V174L62 175V172H61V174ZM132 173V172H131ZM157 173V171L155 172V174ZM162 174H163V172H161ZM161 173H160V175H161ZM214 173V172H213ZM252 173V172H251ZM55 174V173H54ZM53 174V172H52V175H54ZM129 174V173H128ZM127 174V175H128ZM138 174V173H137ZM142 174H144V172L142 173ZM166 174V173H165ZM168 174H170V173H168ZM194 174V173H193ZM263 174V173H262ZM70 175V174H69ZM69 175H67V176H69ZM75 175V174H74ZM77 175V174H76ZM109 175H111V174H109ZM125 175H126V173H125ZM131 175V174H130ZM129 175V176H130ZM145 175V174H144ZM152 175V174H151ZM159 174H158V176H160ZM173 175H175V174H173ZM225 175V174H224ZM107 176V175H106ZM105 176V177H106ZM135 176H137L138 177V175H136L135 174ZM139 176H141V175H139ZM146 176H147V174H146ZM149 177H150V175H148ZM154 177H155V175H153ZM158 176H157V178H158ZM164 176V175H163ZM168 176V178H169V176H170V178H171V175H167ZM176 176V175H175ZM213 176V175H212ZM215 176H216V174H215ZM263 176V175H262ZM53 177V176H52ZM71 177H73L74 178V176H71ZM109 177V176H108ZM107 177V178H108ZM122 177H123V175H122ZM134 177V176H133ZM135 178V179H138V178ZM173 177V176H172ZM217 177H219L218 175H217ZM221 177H222V175H221ZM247 177V176H246ZM54 178V177H53ZM70 178V177H69ZM69 178H67V179H69ZM126 178V177H125ZM130 177H128V178H126L127 180L129 179ZM132 178V177H131ZM140 178V177H139ZM145 178V177H144ZM156 178V177H155ZM155 178H152V179H155ZM156 178V179H157ZM160 178V177H159ZM180 178V177H179ZM125 179V180H126ZM134 179V178H133ZM147 179V178H146ZM148 179H151V178H148ZM161 179V178H160ZM166 179V178H165ZM164 178L163 179H161L160 181H162V180H165ZM174 179H177V178H173V180ZM195 179V178H194ZM241 179V178H240ZM66 180V179H65ZM71 181H72V179H70ZM107 180V179H106ZM124 180V181H125ZM126 180V181H127ZM145 180V179H144ZM167 180V179H166ZM169 180V179H168ZM172 180V181H173ZM182 180V179H181ZM180 180V181H181ZM208 180V179H207ZM249 180V179H248ZM257 180V181H256ZM261 180V179H260ZM121 181V180H120ZM129 181V180H128ZM134 180H132V182H133ZM136 181H138V180H136ZM140 181V180H139ZM146 181V180H145ZM147 181H149V180H147ZM153 181V180H152ZM151 181V182H152ZM174 181H176V180H174ZM173 181V182H174ZM178 181V180H177ZM264 181V180H263ZM3 182V181H2ZM46 182H48V181H46ZM50 182H51V180H50ZM69 181H67L66 183H68ZM150 182V181H149ZM154 182V181H153ZM152 182V183H153ZM164 182V181H163ZM170 182V181H169ZM182 182V181H181ZM247 182V181H246ZM249 182H250V180H249ZM14 183V182H13ZM126 183H128V185H130V183L129 182H126ZM135 183V182H134ZM138 183V182H137ZM137 183L135 184V185H137ZM151 183V184H152ZM166 183V182H165ZM168 183V182H167ZM248 183V182H247ZM64 184V185H63ZM70 184V183H69ZM68 184V185H69ZM106 184V183H105ZM123 184H125V183H123ZM133 184V183H132ZM153 184H155V183H153ZM152 184V185H153ZM157 184V183H156ZM160 184V183H159ZM174 184H175V182H174ZM173 183H172V185H174ZM181 184V183H180ZM190 184V183H189ZM46 185V184H45ZM119 185H121V183L119 184ZM127 185V184H126ZM127 185V186H128ZM134 185V186H135ZM146 185H150V184H147L146 183ZM161 185V184H160ZM160 185H158V186H160ZM177 186H178V184H176ZM182 185H183V183H182ZM254 185L256 186V184L254 183ZM258 185V184H257ZM261 185H262V181H261ZM47 186V185H46ZM64 186V187H63ZM72 186V185H71ZM70 186V187H71ZM145 186V185H144ZM151 186V185H150ZM157 186V185H156ZM163 186V185H162ZM181 186V185H180ZM193 187H194V185H192ZM191 185H190V187H192ZM196 186V185H195ZM258 186H260V184L258 185ZM49 187V186H48ZM104 187V186H103ZM130 187H131V185H130ZM139 187V186H138ZM140 187H142V186H140ZM152 187V189H153V186H151ZM167 187V186H166ZM166 187H165V189H166ZM185 187H186V184H185ZM192 187V188H193ZM47 188V187H46ZM73 188V187H72ZM107 188H108V186H107ZM143 188V187H142ZM145 188H146V186H145ZM156 188V187H155ZM195 188V187H194ZM48 189H50V188H48ZM68 189H71V188H69V186H67V189L66 188H64V191L65 190H68ZM97 189V188H96ZM102 189H104V188H102ZM126 189H129V186H128V188H126ZM147 189V188H146ZM157 189H159V187L157 188ZM156 189V190H157ZM162 189H164V186H163V188ZM164 189V190H165ZM168 189V188H167ZM170 189H171V187H170ZM174 189V190H173ZM172 190L173 191H175V189H176V187H174ZM182 189H184V188H182ZM186 189V188H185ZM196 189V188H195ZM254 189V188H253ZM252 189V190H253ZM264 189V188H263ZM262 189V190H263ZM72 190V189H71ZM121 190V189H120ZM131 190H133V188L131 189ZM135 190H136V188H135ZM137 190H138V188H137ZM142 191H143V189H141ZM145 190V189H144ZM148 190V189H147ZM154 190V189H153ZM160 190V189H159ZM178 190V189H177ZM176 190V191H177ZM194 190V189H193ZM97 191H104V190H97ZM97 191L95 192L97 195H98V193H97ZM139 191V190H138ZM137 191V192H138ZM146 191V190H145ZM171 191V190H170ZM179 191V190H178ZM177 191V192H178ZM183 191V190H182ZM192 191V190H191ZM191 191H189V192H191ZM196 191V190H195ZM46 192V191H45ZM48 192V191H47ZM69 192H70V190H69ZM121 192V191H120ZM125 192H127V190L126 191H124V193ZM149 192H152L151 190L149 191ZM194 192V191H193ZM102 194H104L103 192H101ZM106 193V192H105ZM124 193H122V194H120L119 196L121 197V195H124ZM128 193H132V192H128ZM141 193V192H140ZM148 193V192H147ZM157 193V192H156ZM170 193V192H169ZM171 193H172V191H171ZM186 193V192H185ZM188 193V192H187ZM259 193H260V191H259ZM264 193V192H263ZM45 194V193H44ZM47 194V193H46ZM70 194V193H69ZM133 194V193H132ZM131 194V195H132ZM137 194H139V193H137ZM155 194V193H154ZM161 194H165V192H163V193H160V196H161ZM179 194V193H178ZM184 194V193H183ZM189 194V193H188ZM253 194H254V191H253ZM63 195H64V193H63ZM66 195V194H65ZM92 195H93V193H92ZM97 195H95V196H97ZM100 195V194H99ZM106 195V194H105ZM127 195V193L125 194V196ZM130 195V194H129ZM128 195V196H129ZM136 195V194H135ZM139 195H141V194H139ZM145 195V194H144ZM153 195V194H152ZM157 195V194H156ZM156 195H155V199L154 200H156ZM170 195V194H169ZM193 195V194H192ZM191 195V196H192ZM195 195V194H194ZM261 195V194H260ZM263 195V194H262ZM94 196V195H93ZM100 196H103V195H100ZM127 196V197H128ZM138 196V195H137ZM142 196H143V194H142ZM150 196V195H149ZM159 196V195H158ZM167 195L165 194V197H166ZM170 196H172V195H170ZM65 197V196H64ZM67 197V196H66ZM70 197V196H69ZM99 197V196H98ZM127 197H125V198H127ZM131 197V196H130ZM135 197V196H134ZM154 196H152V198H153ZM188 197H190V194H189V196ZM260 197V196H259ZM46 198V197H45ZM68 198V197H67ZM66 198V199H67ZM94 198V197H93ZM161 198V197H160ZM171 198V197H170ZM71 199V198H70ZM132 199V198H131ZM159 198H157V200H158ZM163 199V198H162ZM46 200V199H45ZM75 200V199H74ZM99 200H100V198H99ZM130 200V199H129ZM133 200V199H132ZM161 200V199H160ZM160 200H158V201H160ZM166 200V199H165ZM251 200H253V199H251ZM66 201V200H65ZM76 201V200H75ZM125 200H123V202H124ZM137 201V200H136ZM164 201V200H163ZM169 201V200H168ZM93 202H95V201H93ZM123 202H121V204L123 203ZM126 202V201H125ZM157 202V201H156ZM155 202V203H156ZM161 202V201H160ZM45 203V202H44ZM65 203H67V202H65ZM68 203H69V201H68ZM128 203H130V202H128ZM132 203V202H131ZM139 203V202H138ZM164 203V202H163ZM168 203V202H167ZM170 203V202H169ZM97 204V203H96ZM126 204V203H125ZM125 204H124V206H125ZM134 204V203H133ZM226 204V203H225ZM224 204V205H225ZM130 205V204H129ZM128 205V206H129ZM168 205V204H167ZM70 206H72V205H70ZM92 206H94V204H92ZM119 207H117L118 209L120 208V204L118 205ZM123 206V207H124ZM134 206V205H133ZM44 207V206H43ZM106 207V208H105ZM126 207V206H125ZM134 207H136V206H134ZM139 207V206H138ZM166 207V206H165ZM132 208V207H131ZM131 208H129L130 209V212L132 211L131 210ZM91 209V208H90ZM89 209V210H90ZM136 209V208H135ZM72 210V209H71ZM88 210V211H89ZM94 210V209H93ZM102 210V211H103ZM117 210V209H116ZM122 210V209H121ZM125 209H123L122 211H124ZM127 210H128V208H127ZM45 211V210H44ZM73 211V210H72ZM72 211H70L69 213H71ZM99 211V210H98ZM118 211V210H117ZM129 211V210H128ZM221 211V210H220ZM75 212V211H74ZM97 212V211H96ZM113 212V213H112ZM121 212V211H120ZM48 213V214H49ZM69 213H68V215H69ZM89 213V212H88ZM119 213V212H118ZM123 213V212H122ZM125 213V212H124ZM123 213V214H124ZM73 213H71L70 215H72ZM91 214V213H90ZM98 214V213H97ZM104 214V213H103ZM117 214V213H116ZM122 214V215H123ZM237 214V213H236ZM241 214V213H240ZM247 214H248V212H247ZM45 215H47V213L45 214ZM49 215V216H50ZM89 215V214H88ZM92 215V214H91ZM94 215H95V213H94ZM101 215V214H100ZM121 215V216H122ZM128 215V214H127ZM228 215V214H227ZM242 215H244V214H242ZM51 216V217H52ZM74 216V215H73ZM120 216V215H119ZM125 216H126V214H125ZM129 216V215H128ZM53 217V218H54ZM71 218H72V216H70ZM96 217V216H95ZM105 217V218H104ZM118 217V216H117ZM231 217V216H230ZM237 217V216H236ZM243 217V216H242ZM88 218H89V216H88ZM91 218V217H90ZM126 218H127V216H126ZM125 218V219H126ZM219 218H220V216H219ZM70 219V218H69ZM86 221H88L87 220V216H86ZM92 219V218H91ZM95 219V218H94ZM93 219V220H94ZM123 219H124V216H123ZM123 219H120V220H122V221H124ZM128 219V218H127ZM242 219V218H241ZM52 219H50V221H51ZM73 220V219H72ZM96 220V219H95ZM94 220V221H95ZM98 220V219H97ZM117 220V219H116ZM227 220H228V218H227ZM53 221V220H52ZM71 221V220H70ZM74 221V220H73ZM73 221H71V223H74V222H77V220H75L74 222ZM102 221V220H101ZM126 221H128V220H126ZM125 221V222H126ZM135 221V220H134ZM230 221H232V220H230ZM69 222V221H68ZM93 222V221H92ZM128 222H130V221H128ZM159 222V221H158ZM235 222V221H234ZM233 222V223H234ZM238 222V221H237ZM67 223V222H66ZM88 223H90L89 221H88ZM94 223V222H93ZM99 222H97V224H98ZM103 223H107V222H105V220H104V222ZM115 223V222H114ZM114 223H112L111 225H114ZM124 223V222H123ZM127 223V222H126ZM68 224H70V223H68ZM75 224V223H74ZM73 224V225H74ZM99 224H101V223H99ZM109 224V223H108ZM107 224V225H108ZM116 224V223H115ZM118 224H121V223H119V221H118V223H117V225ZM129 224V223H128ZM228 224V223H227ZM231 224V223H230ZM70 225H72V224H70ZM76 225V224H75ZM74 225V226H75ZM81 225V224H80ZM91 225H92V223H91ZM95 225V224H94ZM93 225V227H95ZM106 225V224H105ZM47 226V225H46ZM66 226H67V224H66ZM69 226V225H68ZM74 226H73V228H74ZM110 226V225H109ZM108 226V227H109ZM115 226V225H114ZM125 226V225H124ZM124 226H122L123 227V229L122 230H124ZM162 226V225H161ZM70 227V226H69ZM98 227H104V226H102V224H101V226H98ZM97 227V228H98ZM107 227V228H108ZM119 229H120V227L119 226H117ZM72 227H71V230L73 229ZM96 228V227H95ZM109 228H111V227H109ZM127 228V227H126ZM125 228V229H126ZM161 228V227H160ZM66 229H68V228H66ZM65 229V230H66ZM77 229V228H76ZM102 229V228H101ZM119 229H117V230H119ZM70 230V229H69ZM94 230V229H93ZM103 230V229H102ZM109 230V229H108ZM108 230H106V231H108ZM111 230L113 231V230H115V228L113 229V228H111ZM117 230L116 231H114V232H117ZM254 230H257V229H254ZM104 231H105V229H104ZM104 231H102V232H104ZM105 231V232H106ZM110 231V230H109ZM125 231V230H124ZM127 231V230H126ZM70 232V231H69ZM90 232H93V231H90ZM101 232V231H100ZM101 232V233H102ZM111 232V231H110ZM129 232V231H128ZM236 232V231H235ZM107 233V232H106ZM109 233V232H108ZM113 233V232H112ZM117 233H119V232H117ZM116 233V234H117ZM251 233V232H250ZM254 233V232H253ZM46 234V233H45ZM69 234V233H68ZM94 234V233H93ZM96 234H97V232H96ZM99 234V233H98ZM104 234V233H103ZM111 234V233H110ZM115 234V233H114ZM120 235H122L121 234V232L119 233ZM126 234V232H124V234H123V236ZM233 234V233H232ZM240 234H242V233H239V235ZM252 234V233H251ZM257 234V233H256ZM89 235H92V234H89ZM88 235V236H89ZM101 235V234H100ZM99 235V236H100ZM111 236H113V235H111ZM243 235H241V237L240 238H244V237H242ZM246 236V235H245ZM248 236V235H247ZM252 236V235H251ZM67 237H69V236H67ZM100 237H102V236H100ZM114 237V236H113ZM117 237H121V236H117ZM125 237L127 238L128 237V234H127V236L125 235ZM232 237H234V236H232ZM236 237V236H235ZM253 237H255V236H253ZM123 238V237H122ZM126 238H123L124 240H126ZM231 238V237H230ZM251 238V237H250ZM69 239V238H68ZM106 239H108L107 237H106ZM114 239V238H113ZM123 239H121V240H123ZM232 239V238H231ZM234 239V238H233ZM233 239H232V241H233ZM245 239V238H244ZM115 240H117L116 239V237H115V239L113 240V242L115 241ZM129 240V239H128ZM230 240V239H229ZM234 240H237V239H234ZM240 239L238 238V241H239ZM66 241V242H65ZM110 241V240H109ZM118 241H119V238H118ZM223 241V240H222ZM224 241H226V240H224ZM228 241V240H227ZM242 241V240H241ZM86 242V241H85ZM99 242V241H98ZM231 242V241H230ZM236 242V241H235ZM69 243V242H68ZM111 243V242H110ZM224 243V242H223ZM227 243H229V242H227ZM232 243V242H231ZM230 243V244H231ZM15 244V243H14ZM45 244H46V242H45ZM233 244H234V242H233ZM67 245V244H66ZM222 245V244H221ZM220 245V246H221ZM236 244H234V246H235ZM46 246V245H45ZM48 246L46 247V248H48ZM68 246H69V244H68ZM220 246H218V247H220ZM222 247H224V246H222ZM227 248V247H226ZM235 248V247H234ZM68 249V248H67ZM69 249H70V247H69ZM68 249V250H69ZM223 249V248H222ZM228 249V248H227ZM67 250V251H68ZM74 250V249H73ZM218 250H219V248H218ZM224 250V249H223ZM215 251V250H214ZM228 251V250H227ZM226 251V252H227ZM48 252V251H47ZM70 252H71V250H70ZM221 252V251H220ZM224 253V252H223ZM220 254V253H219ZM67 255V254H66ZM65 255V256H66ZM71 255V254H70ZM223 255V254H222ZM64 256V257H65ZM69 256V255H68ZM71 256H73V255H71ZM220 255H218V257H219ZM64 257H63V259L62 260H65L64 259ZM70 257V256H69ZM68 257V258H69ZM75 257V256H74ZM74 257L72 258V259H70V260H73L74 259ZM79 257V256H78ZM215 257H216V254H215ZM222 257V256H221ZM46 258H47V256H46ZM212 259H213V257H212ZM61 260V261H62ZM67 260V259H66ZM66 260H65V264H68V263H66ZM69 260V261H70ZM58 261V260H57ZM68 260H67V262H69ZM51 262H52V260H51ZM58 262H60V261H58ZM58 262L56 263V264H58ZM64 262V261H63ZM70 263V262H69ZM60 264V263H59ZM64 264V263H63Z\"/></svg>",
  "mask_w": 264,
  "mask_h": 264
}]
</instances>
